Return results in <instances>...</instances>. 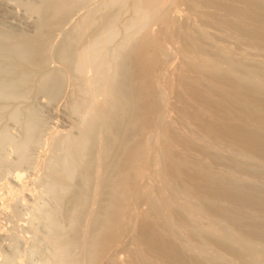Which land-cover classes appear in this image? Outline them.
Masks as SVG:
<instances>
[{
    "label": "bare ground",
    "instance_id": "bare-ground-1",
    "mask_svg": "<svg viewBox=\"0 0 264 264\" xmlns=\"http://www.w3.org/2000/svg\"><path fill=\"white\" fill-rule=\"evenodd\" d=\"M88 1H91V0H40V2L39 1L36 2L35 5L34 4L32 5L31 3H28V5L25 6L27 8V10L30 13L33 12L34 14L40 15V17H41V18L39 17L41 20H38L40 22H38L39 24L37 25V29H35L36 32L31 37L28 34L27 35L29 37L26 36V34L24 35L23 33H22L23 35L20 33V36L16 34L17 35V36L15 35L16 37L12 36L14 33L13 34L9 33L11 35L10 36L9 34H6V32L4 34L2 32V30L0 29L1 30L0 31V98H1V100L0 101H4V99H5V101H6V99H8V100L11 99V100H16V101L18 99L22 100V99H24L26 96H28L30 94L29 93V92H31L30 91V87H31V90H32V88H34L35 85H37V87L40 89V91L43 94L47 91V93H45L46 96L49 93L50 97H52L55 93L58 92V94L54 95V96H57V95L60 94L59 93V89L61 90V86L63 85L64 79L68 78L67 77L68 75L66 76L65 73H63L64 70L66 69L67 70L66 72L71 74V79H72V84H73L72 95H69V99H70L69 103L71 102L70 105H71V107L73 109L72 111L76 112L78 114L76 116H80V118H81L80 119L79 117H76L74 115L76 117L75 118L76 121H77V118H79V121L81 120V123L78 122V121H77L78 122L77 123L75 121V124L76 123L77 124L80 123V126L75 125V124L74 125L76 127L78 126V128L80 129L79 131L84 133V135L86 137V134L88 133V131H87L88 129L91 130V127H94V128L95 127H99V126H97V124L101 123L99 125L103 126L102 127L103 130H99L98 128H96L98 130L95 129L96 131L93 134H91V131L94 130V129H92L90 131V133H89L93 137H96L97 140L99 139L98 140L99 141L98 144L101 143L100 141H102V140L109 139L108 138V134L111 131H113V132H111L110 135H112L113 137L117 133L120 134V131H121V134L119 136H121L120 138H122V141H120V142H122V144L124 145V147H123L124 149L123 150H125V147H126L125 144L127 145V143H128V142L126 143V139H127V141H129V139H128L129 137L126 138V136H128L127 134H128L129 127L132 126V127L136 128L135 124H134L135 118L132 116L134 110H135V112H136L137 108H139V110H140L142 108V106L145 105L144 103L146 101H147V104L148 103L150 104L151 101H152V105L154 104L153 100L150 99V102L148 101L147 97H149L150 95L146 96V94H145L146 89L149 86L151 87L153 85L152 83L160 84L159 86L157 84V86H158L157 87L158 89H156L157 91L159 89L161 90V88L163 86L161 82H158L159 80H156L154 76L152 78V76L150 74H153V73L155 74L156 73L155 70L159 67V65L157 66V64H159V63H157V61H156V59H157L156 53L159 50V48L161 47L162 42H163V44H165L164 41H162L161 36H159V34L161 33V27L159 28L160 25L159 24H158L159 26L155 25V24H154L155 26L153 25V23L155 21H157L158 18H161V15L163 14V13H161V15L159 17V13H160V11H162L161 9L164 8L165 0H102L99 4H97L99 1L96 0L97 1L96 2L97 6L93 4V1H91L94 7L93 6L90 7V10H88V11L84 10L85 14L83 13V14L80 15L82 17L78 19L79 20L78 23H76V21H78V20L77 19L75 20V22H74L76 24L75 27L73 28V30L71 28L72 31L70 30L71 33L67 37H66V35H67V33H66V35L64 36V39H63L64 42L62 41L63 44L61 45V47L59 49L58 61H59L60 65H61V67L63 66L65 68V69L61 68L63 72L59 68H49L46 71L43 70L44 72L41 73L40 70L42 68L45 69V67L47 68L48 67V62H50L49 61V52H50V49H51V44H50L51 41L49 40V38H48L49 36L47 37V35H49L51 32L53 33L54 30L59 29V27H61L60 25H63L62 23H64V21H65L63 19L64 18L66 19V16H69V18H70V14H71L72 10L74 11V9H76L75 11H77V9L80 7V5L85 6L86 4H88ZM206 1L209 2V0H206ZM213 1H215V0H213ZM203 2L205 3V0L204 1L200 0V3H198V7L199 8H201L200 5H203ZM220 2H221V6H217L215 4L216 1H215V3H213V2L212 3H206V4H204L205 5L204 7L202 6L203 8H201L200 11H199V8L197 9V7L196 8L193 7L194 6V4H193L194 1L192 3V5H193L192 7H191V4H189V6L192 8V11H193V9L194 10L197 9L195 11V12L198 13V15H197V17H198V20H197L198 21L197 22L198 25L196 24L197 27L196 26L192 27L193 25H195V23L194 24L192 23L193 25L189 24L190 20L188 18L187 19L189 21L185 20V22L188 25L186 23L183 24L181 21L183 20L182 18L184 16H181L182 18H180V16L178 18L174 16V18H176V19H174V18H173L174 20L172 19L175 22L174 23L175 26H171V30L173 28H175V31L172 30L174 32V34L171 33L172 31L170 32L173 35V37L169 34V38L171 40V37H172L173 41L171 40V42L173 44L175 43V45L178 46L179 49H177V50H180L179 52L181 53V55H180L181 58L177 62H175L176 64H175L174 67H172L173 64L171 66L169 65V67L171 68L170 71H168V73H165V74H167L166 77H165V75L163 76V77L166 78L165 81H164V78L162 77L163 78V82H164L163 84L165 85L164 87H167V85H168L169 88H170V91H171L170 95H171V99H172V102H173V114H174L175 120H174V123H173V126H172L170 132H171V135L173 136V143L175 145H177L178 147L182 148L186 152L193 153L196 156H198V157H200L202 159H205L208 162H214L215 163L216 161H219V162H221L223 164L225 162L226 164H230V166H231V164H233V166H237L238 168H240V164L243 163L242 165L245 164L244 166H247V165L249 166V167L247 166V171L245 170L247 173L249 172V174H250V171L252 169L250 171H248V169L253 167L257 171L258 176L264 178V147H263V150H259L258 151L257 148L260 145L257 144L258 146H257L256 149H255L256 145L253 146L254 145V141L258 140V139L255 140L256 137L258 135L260 136V134L264 135V95H263V93H264V84H262L264 81L262 83H259V82L256 81V79H254L250 75H245V76L241 75L238 72V70L236 68H234V67L228 66L227 64L221 63V62H214L213 60L202 56L198 52V50L195 47V45L193 43H191L188 40V38H187L188 32H192L193 31V32H195L197 38L199 40H201L203 42V44L206 47H208V48L217 47V48H219V50L221 52H224V53L228 52V53H231V54L236 55V56L242 55V56H244L243 59H245V62L247 63V66H249V67L250 66H254V65H255V67L256 66L257 67L258 66H264V0H220ZM32 3H33V1H32ZM94 3H95V1H94ZM185 3L186 4H184V5L188 6L187 1ZM89 4H91V3H89ZM23 5H25V3ZM112 6H113L112 9L116 13H113L112 16H110V13H111V11H110L111 8L110 7H112ZM189 6H188V8L190 9ZM196 6H197V4H196ZM106 7H107V11L109 10L108 8H110V10H109L110 13L107 12V13H109L108 16H106L107 19L104 20L102 18L104 20L103 21V20H101V18H97V17H99L100 15H102L103 13L106 12V9H105ZM115 7H116V10H115ZM80 8H82V6ZM88 8H89V6L87 7V9ZM91 8L93 10H91ZM101 8H104V11H103V9L101 10ZM117 8H119L120 10H117ZM187 9H185V10H187ZM97 10L103 11V13L102 12H97ZM113 10H112V12H113ZM122 10H124V11L130 10L131 14H129V16L131 15V17L121 21L123 19V15L125 16V12L123 11L124 12L123 13ZM248 10H251V11L253 10L252 14H253V12H255V13L253 15L250 14V16L247 17L246 15H247ZM95 12L97 13L96 15H94ZM117 12L119 13V15H120V12H121V15H122L121 19H120V16L117 15L118 14ZM213 12H214V14L215 13H217V14L219 13L218 14L219 15V17H218L219 19L215 18V17L212 18L211 15H213L212 14ZM126 13H129V11L128 12L126 11ZM194 13L192 12V14H194ZM98 14H99V16H98ZM178 14L176 13L175 15L178 16ZM64 15H65V17H64ZM93 15L98 20L96 18H94ZM105 15L106 14H103V16H105ZM186 15H188V14L185 13V17H188ZM209 16H211L210 19H215V21L208 19ZM126 17L127 16H125V18ZM185 17H184V19H185ZM216 19H218L219 22H222V23L221 24L218 23L216 21ZM94 20L99 21V22L97 23ZM231 21L232 22L235 21V24L234 23L232 24ZM229 22L231 23V25H228ZM99 23L101 24L100 26H98ZM158 23H159V21H158ZM93 25L96 26V27H93ZM152 25L156 28V31L159 29L160 32H157V35L159 36V38L161 40H159L158 36L156 37V35H155L156 32H154L155 28H152ZM97 26H98V29L96 31L95 28H97ZM156 26H158V27H156ZM247 26L248 27L250 26V29L248 30V32H245V30H244V32H245L244 33L243 29L245 27H247ZM91 29H95V31L93 30V32H92ZM204 32L205 33H209V36L206 37L207 34L205 35ZM52 33L50 34V38H51ZM124 34H126V35H124ZM119 36L121 38L124 37V39H125V40L123 39L124 43L122 41H119V40H121L119 38ZM45 37H47V38H45ZM155 37H156V39H155ZM45 39H48L49 41L45 40ZM116 40L119 41V43ZM150 40L151 41L152 40H154V41L156 40V41L152 43ZM148 41H150V43ZM114 42H116L117 44L114 43ZM121 42H122V44H121ZM113 44H115V45H113ZM146 44H148V45L152 44V46H150V45L148 46V49H151V51L148 50V49H145L146 51L147 50L150 51L149 54H148V58H151L153 56V53L155 54L153 56V59H155V56H156V59L154 60V64L155 65L153 66V68H155V69H152L149 66L150 64L148 65L147 62H146V65H148L150 67L151 72H153L152 70H154L153 73H151L150 71H149L150 73L148 72L149 76H151V78H152V79H150V80H152V83H151L152 85L149 84L150 81L148 80V78L146 76H145L146 78L144 76H143V78L148 80L149 83H148V81H145V83H144L143 79H142L143 82H141L142 81L141 78L140 79L138 78L139 82L143 83L144 85L145 84L147 85V83H148L147 88L143 89L145 91L144 92L145 95H143V93L141 94L142 91H139V90L137 92H135L136 89H140V88H137L138 87L137 85H136L137 87L135 89H134L135 86L132 88L134 90V92H135V95H134L133 91H131V90H130L131 92L130 91L128 92L129 89H127L126 87H128L129 84L128 85L126 84L127 85L126 87L124 86L125 87L124 92L127 89V92L129 94H131L132 97L134 96L133 98H131V97L129 98V96H130L129 95L128 98H125L127 100L130 99V101H131V103H129L130 105L128 104L130 107L127 106L128 108H130L129 109L130 110L129 115L131 117L129 116L130 119L127 117L128 121H126L124 123L122 120L124 118H126V117L123 116L126 113L123 110H126V109L128 110V108L125 107L126 109L125 108L121 109V107H120L119 110H122L125 113V114L123 113L121 115V117H120L119 114H121V112L118 110V108H117L118 111H116V107H115L117 105V102H115V100L119 97L120 93L118 91L120 89L117 90L118 95L115 94L117 97L115 96L116 98L114 100L112 99L113 97H112L111 91L113 89L116 91V89H118L120 85L121 86L125 85V81L123 80L124 78H121V76L124 77L123 76L124 74H122V73H124L123 71H121V73H120L122 75L119 76L120 75L119 74L118 77H120V81L122 79L124 81V83L122 82V84H120L119 86H117L118 84L116 83L117 74L120 72L119 69L123 68L122 70H124V67H125L124 65L125 64H124L123 61L121 62L120 59H119V62H121V64L120 63L119 64L122 65V63H123L124 64L123 67H121L117 63L118 60H116V64H115L114 63L115 62L114 57H115L116 54H117V56H120L118 54H121L120 53L121 50L124 49L123 51H125L126 49H128L125 52V53H127L126 55L128 57L132 56L130 58H133V56H136L134 58V61L136 60V58H137V60L138 59L140 60L141 58L137 57V54L142 52V51L140 50V52H139V50H138V53H137L136 52L137 50L135 51V49L143 47ZM110 46H113V48L110 49L109 48ZM145 47L147 48V45ZM235 47H238V48L240 47L241 49L237 50V48H236L237 51H235L234 50ZM129 48L132 49V51H133V48H134L133 54H134V52H136L137 54L136 53H135L136 55L128 54L129 51H130ZM163 49H165V50L158 51L159 56L161 55L160 54L161 52L163 53L164 51H168L167 50L168 47L167 48L164 47ZM231 50H234L235 54L232 53ZM150 53H152V54H150ZM167 53H165V54H167ZM123 55H121V56H123ZM117 56H116V59H118V58H122L123 59L125 55L123 57H121V56L117 57ZM141 56H142V54H141ZM162 56H165V55H161V57L159 58L160 59L159 61L162 60L161 58H165L163 60L166 61L167 60L166 57H168V55L166 57H162ZM128 57H127V59H128ZM239 58H241V56ZM112 59H114V61ZM143 59H144V57H142V61L141 60L140 61L138 60V61L140 63H143L144 60H145V59L144 60ZM151 60H152V58H151ZM151 60L149 59L148 61L150 62ZM155 61H156L157 64L155 63ZM128 62H126V63H128ZM136 62L137 61H135V63ZM135 63H133V64L136 66ZM140 63H139V65H140ZM117 64L120 66V68H119V66ZM160 64H162V63H160ZM129 65H131V64H129ZM132 66L133 65H131V67ZM135 66H133L132 70L136 69V71H138V69H137L138 67L139 68H140V66L143 67L142 65L137 66V67H135ZM155 66H157V68ZM127 70L129 71V69H127ZM146 70L148 71L147 68H146ZM146 70H141V72H142L141 75ZM35 71H40V75H39L40 78L37 79L38 80V84H37V81H33L36 84L31 82L32 81L31 77H34V76L36 77L37 76L36 74L33 75L34 74L33 72H35ZM130 71H131V69H130ZM130 71H129V73H130ZM138 72H135V73H138ZM135 73L134 74L131 73V75L133 74V75H137L138 77L139 76L141 77V75H138V74H140V72L138 74H135ZM15 75L17 77H15ZM65 76L67 78H65ZM126 78H127V76H126ZM156 78H157V76H156ZM134 79L135 78H133V79L130 78V80H131L130 81L129 78H128V83H129V81L131 83L134 81L133 84H135V80L136 79L135 80ZM153 80H156V81L153 82ZM31 83L34 86L31 85ZM132 85H131V87H132ZM138 85H140V84H138ZM153 86L151 88H153ZM142 87L144 88L143 85H142ZM159 87H161V88H159ZM38 88H37V90H38ZM154 89H155V87H154ZM154 89H153L152 92H151V89H150V91H149L150 93L147 92V95L151 94L153 92L155 93L156 90H154ZM140 90H142V88ZM166 90H167V88H166ZM120 92L123 93V91H121V90H120ZM159 92H161V91H159ZM164 92H165V90H164ZM161 93H159V94L161 95ZM155 94H156V96H155ZM155 94L154 95L152 94V95L157 97V93H155ZM167 94H169V92ZM257 94L262 96V97H260V99L258 97L255 98V96ZM124 95L127 96L125 93H124ZM152 95H151V97H152ZM142 96H143V100H142ZM120 97H121V95H120ZM139 98H140V102L138 101ZM158 98H159V101H158ZM158 98H156L157 100L155 99L156 102H160L159 104H161V101H162V104L165 103V102H163V98H161V100H160V96H158ZM118 99H120V98H118ZM122 99H123V95L121 97V100H119L120 103H121V101H123ZM141 100H142V103H143L142 106H141ZM116 101H118V100H116ZM137 101H138L137 105L141 106V108L136 106ZM156 102H155L154 105H157ZM16 105L20 106L19 103L16 104ZM126 105L127 104H125V106ZM18 106H15V108L16 107L18 108ZM162 106H160V107H162ZM68 107L70 109L69 104H68ZM160 107H158L155 110V106H154V108H153L154 110L153 109L149 110V107L147 106L146 110L148 109L147 110L148 114H146V113L145 114H146V116L148 115L147 117H149V119L147 120V117L145 116L146 124H147V121H149V120L151 121V119H152L151 117L153 116V113L151 111H153V112L157 111V110L161 111L162 109ZM150 108H152V107H150ZM18 109H20V111ZM18 109H16V110L14 109L15 110L14 112H12L13 110L11 111L12 112V114H11L12 117L11 118H13L14 120H18L21 117L20 116L21 110L23 112V108L21 109V107H20ZM143 109H144V107L141 109V111H143ZM34 110H35V108H34ZM113 110H114V113H115V111L118 113V114L115 113V115H116L115 117L118 118V119L120 118V121L118 120L119 121V125L121 124V122L126 124L124 127H123V125H124L123 124L122 125L123 128H121V125L119 126L118 122H117V127L119 126L120 128L119 127L118 128L121 129L118 132H117V130H119V129L116 130L114 127H113V130L111 129V131L108 132L109 129L111 128L109 122L113 121V119H111V118H113V115L112 116L110 115V114H113ZM26 111H28V112H26ZM26 111H24V114L28 115L26 117H27V120L29 119L30 122L28 121L29 123L28 122H27L28 124L26 123L28 126H27V128H25V129H27L25 134H24L25 135V137H24L25 139L23 138L24 140H22V142L18 141V143H16L17 145H15L14 141H12L13 136L10 134L12 136V139H11L10 136L8 135L9 132L7 133V131H6L7 129L3 128V129H6V130L1 129L2 132L0 131V148L3 145L4 146L5 145L8 146V144L11 143L12 145L14 144V147H17V150H16L17 152H18V149H19L20 152H23L25 154L26 148L28 150L27 146L29 145V143L31 142V144H33L32 142H35L34 140H35L36 137H35L34 134H36L37 131L40 132L41 129H43L41 126H44V125H43L42 121H40V122H42L41 123L42 125L41 126L39 125V123H40L39 119L37 117H36V119H38V121L35 119V112L33 110H26ZM128 111H127V116H128ZM141 111L139 112L140 114H141ZM159 111H157V113L154 112V114L158 116L159 113H160ZM170 111L172 112V110L169 109V114L168 115H170V117H171L172 114H171ZM109 115H110L111 118H109ZM117 115L119 117H117ZM149 115L150 116L152 115V116L150 117ZM154 116H153V120L156 121L157 119H154L155 118ZM121 118H122V120H121ZM33 119H35V120H33ZM125 120H127V119H125ZM116 121H117V119H116ZM116 121H115V123H116ZM138 122L140 123V121H138ZM142 123H144V121ZM148 123H150V122H148ZM115 125H112V126H115ZM150 126L152 127V124ZM40 127H41V129L36 130L37 128H40ZM78 128H77V130H78ZM149 129H150V127H148V130ZM114 130H116L117 133H115ZM79 131H77V132H79ZM83 131H85V132H83ZM141 132L144 133V131H141ZM145 132L147 133V131H145ZM82 133H80V135ZM148 133H149V131H148ZM57 134L58 133H56L55 135H57ZM65 134H64V137H63V135L61 136L62 137L61 139H58L57 136L53 135V137H55V139L52 140L51 145H50L51 146L50 155L54 159V157L56 156L55 154L59 155L61 153L60 150L62 149V150H64L63 152L65 154L61 153L60 155H62V154L65 155V158L64 159L59 158V157L57 158V156H56L58 161H60L61 159L63 160L62 163L60 162L61 164H57L59 162H56L55 159L54 160L51 159L52 158L51 157L50 159L52 161V164H54V162H56L55 164H57V166L59 165L58 168L61 167V169H60L61 171L58 170V168L56 167L55 164L54 165L51 164L52 165V166L50 165L51 167L49 166L50 170H51V168H53L55 166V168H56V169L54 168L55 171L58 170L60 173H63L64 175L63 174H61V175H63L64 178L65 177L67 179L70 178V177L74 178V176H75L76 179L78 180V183H79V180H80L79 178H82V177H78L77 178V176H80V174L83 173L86 169L79 168V166H77V162H80L78 165H83L81 163H84L85 165H83L81 167H85V166L87 167L88 166V168H90V169L87 168V170H90V171H91V168L95 167V170L92 169L94 171L93 173H95V176H94V174L91 173L92 171L91 172L88 171V174H89L88 176H93L95 178V184L94 183L91 184V185H94V191L93 190L91 191L90 190V186H89V187H87L89 189H85V191H83V192H86V191L90 190L91 193L89 191L88 192L91 195H93L92 193L94 192L95 196L93 195L94 198L92 196V199L94 201H95V199L98 200L97 198L100 195L99 192H100L101 188L106 186L105 183L103 185V177H104L103 174L106 173V176L108 174L107 173L108 171L105 170L106 166H107V170H109V172L111 174V168H110V166L108 167V165H107L108 163L106 162L107 158L110 160L112 154H115V156H117V159H118L119 154H121V153L123 154V152H124V154H126L127 152L125 153V151H123V150H121L123 152L119 151L120 147H117L118 146L117 144L120 145V142L116 143V141L118 142V140L114 141V143H116L115 145L112 142L111 143L116 149L119 148L117 150V151H119V154L116 153V152H113V153L110 152L111 150L115 151V148L111 145L109 140H108L109 142L108 143L106 142V144L104 143L105 142L104 141L103 142L104 144L102 143L103 145L102 144L100 145L101 147L97 144V142L95 144H93L95 142L94 140L96 138L91 140L92 142L94 141L93 143H90V141L88 139L91 138V137H89L91 135L88 134L87 136L89 138L86 137V140L90 143L89 145L92 147V152H91L92 155H93V151H94L95 148H96V150H98L97 148H99V150H98V153H97V151L94 152V155L95 154L97 155L96 159L93 158L94 163L91 161L92 159L89 160L91 162H86L87 160L81 162V160H84L83 157L81 158V156L84 154V152H86L88 154V150H89L88 149L89 147L87 148V146H89V145H87L88 142L86 140H83V137H84L83 134H82L83 137L80 136V138H82V139H80L79 137H78L79 139H76L77 137L74 136V139L79 140V141L81 140L80 142H78V141H76V140H74L72 138L73 137L72 133L68 132V134L67 133H65ZM69 134H72L71 135L72 137ZM150 135L151 134H149V136ZM106 136H107V138H105ZM119 136L116 135V139L117 138L119 139ZM146 136H147V134H146ZM33 137H35V138H33ZM59 137H60V135H59ZM260 138H261V136H260ZM112 139H114V138H112ZM112 139H110V140L113 141ZM124 139H125V143H123ZM136 139H138V137L135 138V140ZM148 139H149V137H148ZM261 140H262V138H261ZM72 141L77 142V145H75L74 142L72 143ZM15 142H17V141H15ZM137 142H136L137 148L135 146V148L137 150L135 149L136 151L134 153H130L132 151V150H130L129 154L130 155L133 154L132 155V159L133 158L137 159L138 157L141 156L140 158H138V161H139L144 156H143V154L141 152V150H142L141 147H139V149H138V146H143V150L147 151L146 150L147 142L143 141V142H146V144L142 143L144 145H141V144L138 145ZM6 143H8V144H6ZM256 143H259V142H256ZM91 144L93 146H95L97 144L99 147L96 145L97 147L95 146V148L93 149V146ZM122 144H121V146H122ZM72 145H74L75 147L73 146V148H71ZM218 145H222L220 147V149L217 148ZM11 147H13V146H11ZM14 147H13V149H14ZM113 148H114V150H113ZM155 148H156V146H155ZM155 148L152 150V152L155 150ZM259 149H260V147H259ZM128 150L129 149H127L126 151H128ZM58 151H60V152L58 153ZM155 151H157V150H155ZM155 151L153 152V154H155ZM109 152L112 153V154H110L111 156L107 155V153H109ZM0 153H1L0 155H2L1 149H0ZM23 153H22V155H23ZM26 153H28V151ZM151 153H150V155H151L150 157L152 159L149 157L150 159L148 160V163H150V162L151 163L149 164V167L147 168V170L149 171L150 167H152V169H150V172L152 170H154V169L155 170L159 169L158 168L159 165H157L158 163L155 162V158L157 160H158V158H157V156L154 157L155 155L153 156ZM124 154L121 155V157L124 156L123 158L125 159V155ZM139 154H142V155L139 156ZM18 155H19V153H18ZM20 155H21V153H20ZM105 155H107L106 158H105ZM127 155H126V157H127ZM130 155H128V156L130 157ZM156 155H157V152H156ZM49 156H47V157H49ZM160 156L161 157L159 159H161L163 157L162 154ZM3 157H4V151H3L2 159L3 160H4V158L8 159L7 155L4 158ZM19 157H17L18 160H19ZM26 157H27V154H26ZM121 157H119L120 160H121ZM145 157H144V159H145ZM158 157H159V155H158ZM46 158H45V160H43V165H44V162L47 159H49V158H47V159ZM76 159H78L79 161L77 160V162H75L76 163L75 164L74 161ZM127 159L123 160V162L124 161H126V162L129 161L128 162L129 164L131 162V164L129 166H131V168H133L134 165H132V161L133 160L131 159V157H130L131 161L129 159L128 160ZM146 159H148V158H146ZM146 159H145V161H146ZM142 160H143V158H142ZM153 160H154V162L156 163L157 166L155 164H152ZM51 161H49V162H51ZM115 161L116 160L114 159V162ZM3 162H1V163H3ZM46 162H47L48 165L50 164L48 162V160ZM140 162L141 161H139L137 164H140ZM161 162H162V160H161ZM86 163H91V164L87 165ZM117 163L119 164V162H117ZM9 164H10V162H9ZM9 164H8V166H9ZM47 164H45V165H47ZM93 164H96V165L93 166ZM115 164H116V162H115ZM115 164H113L114 167L120 166V164L119 165L116 164L117 166H115ZM122 164H121L122 168L120 169L121 171H123L122 170L123 167H126V166H123L125 163L123 165ZM144 164H146V163H144ZM151 164L153 166H151ZM3 165H4V163H3ZM113 165H111V166L113 167ZM164 165H166V164H164ZM8 166L6 167L7 170H8ZM89 166H91V167H89ZM129 166L127 165V167H129ZM161 166H163V165L161 164ZM161 166H159V167H160V169L162 171ZM227 166H229V165H227ZM1 167H3V166H1ZM47 167L48 166H46V168H44V169H46V171H47ZM76 167H78L79 170L82 169L84 171L81 172L82 171L81 170L80 171L81 173L79 172L80 174H78V172H77L78 175L76 173H75V175H73L74 172H76ZM120 167H118V168H120ZM153 167H154V169H153ZM168 167H169V170L171 171L170 173H172V175H173V178H174L173 180L175 181V183L177 184V186H178V188L180 190L179 192L183 195V199L185 200L184 202L185 203L187 202V203H189V205H191V206L193 205L194 207H196V209L198 210L197 212L201 213L200 216L203 215L204 218H203L202 221L204 222V224L206 226L204 227V225H203V228L201 227V229L205 228V231H206V228L207 229L208 228H214L217 231V228H219V229L220 228H222V229L225 228L224 230L227 233H230V237L231 238H232L231 233H233L236 236L235 233L239 234V232H240V233H242L243 238L247 242H250L257 251H259L260 253L264 254V207L261 205L262 201H264V197L262 195H260V194H250L249 192L248 193H246V192L243 193L242 191H239L241 189L239 187H237V191H235L236 187L232 188L233 186H232L231 182H230V184H231L232 187L230 185L221 186V185L213 184L210 181L205 180L204 178L190 176L186 171H184L182 169H177L176 167H174L173 164H171V162H170ZM140 168L143 169L142 167H137L135 169L141 175L143 171L141 172ZM164 168H165V166H164ZM229 168H232V167H229ZM234 168L235 167H233L232 169H234ZM165 169H167V168H165ZM243 169H245V167ZM7 170H4V172L5 171L7 172ZM9 170H10V168H9ZM125 170H127V169H125ZM155 170L153 172H154V174L157 175V172ZM169 170H168V172H169ZM255 170H253L254 172H252V174L255 173ZM0 171L3 173V169L2 170L0 169ZM51 171H53V169ZM51 171L48 172V173H51ZM58 171H56V173H58ZM121 171H120V174L122 176ZM163 171H164V169H163ZM89 172L92 175H90ZM53 173H54V171L51 174H53ZM123 173L125 174L126 172L123 171ZM143 173H145V172H143ZM146 173L148 174L147 171H146ZM170 173H169V176H170ZM228 173H229V171H228ZM233 173H234V171H233ZM86 174H87V171H86ZM86 174H82L81 176H83V177L86 176L87 177ZM134 174H136V172H134ZM139 174L137 173V175H135V176H139ZM147 174L145 176V178H147V179H148V177L150 178V176L153 175L152 173H150V174H148L150 176H147ZM165 174H166V172H165ZM243 174H245L244 171H243ZM163 176H165V175H163ZM163 176H162V178H163ZM110 177L111 176H109V178ZM156 177L152 176V179L156 178ZM44 178H46V176ZM51 178L55 179L57 177L54 178L52 176ZM73 178H71V179H73ZM109 178H107V181L111 180V178L110 179ZM127 178L128 177H126V180H128ZM74 179L71 180V181L73 182ZM83 179L80 180V182H81L80 184H82V183L84 184V180ZM147 179H145L143 185L139 189V193H137L138 195L136 197L137 198L139 197L138 199H140V196H143V193H145L146 191L149 192V188H147V186L150 185L151 183L148 184ZM163 179L165 180L166 178H163ZM43 180H45V179H43ZM49 180L51 182L52 179L49 178ZM85 180L87 182L86 185L87 184L89 185L90 182L88 183V181H90V180H88L86 178H85ZM148 180L150 181V179H148ZM223 180H225V179H223ZM54 181H56V184H60L59 180H58L59 183H57L58 182L57 179H55ZM54 181H53V183L55 184ZM63 181L65 182V179ZM68 181L70 182V179H68ZM151 181H153V180H151ZM64 182L61 183V185H63ZM145 182H147V183H145ZM153 182H155V180ZM225 182H227V181H225ZM66 183H68V182L66 181ZM74 183H76V182H73V184ZM172 183H173V181H172ZM220 183H222V182L220 181ZM223 183H224V181H223ZM228 183H226V184H228ZM54 184H52V185H54ZM112 184L113 183L111 181V185ZM52 185L49 186V188L52 189V193H57V195H59L60 193L64 192L63 189H59L61 185L60 186L58 185L59 187H57V185L53 186V187H55V188L57 187L59 189V190H57V192H54L55 188L53 189ZM126 185H128V183ZM126 185L124 186V184H123L122 186H124V187L123 188L121 186L120 187L124 190L126 188ZM171 185H170V187H171ZM44 186L47 187L46 185H43V187ZM67 186L71 187L72 185L71 186L67 185ZM78 186H80V185L78 184L76 187H78ZM107 186L109 187L108 184H107ZM76 187L75 188L73 187L74 189L69 190L70 191L69 193L70 194H73L75 192L78 193L80 191H78V190L76 191L75 189L83 188V186H81L80 188H76ZM85 187L86 186L84 185V188ZM91 187H93V186H91ZM106 187H105V189H106ZM150 187H152V186H150ZM49 188H48V190H49ZM61 188H63V187H61ZM115 188H118V190H119V187H115ZM153 188H154V186L151 189H153ZM65 189H67V187H65ZM91 189H93V188H91ZM146 189H148V190H146ZM46 190L47 189H45V191ZM67 190H65L64 193L66 194V196H69L70 194L68 195V193H66ZM73 190H75V192ZM144 190H145V192H143ZM71 192H73V193H71ZM81 192L78 193V194L80 195ZM88 192L85 193V194H88ZM103 192H104V190H103ZM152 192H154V190H152ZM120 193H122V194H120ZM120 193L117 192L118 195L119 194L122 195V196L119 195V197H121V199H122L124 197L123 195H125L124 191H120ZM150 193H151V191L149 192V194ZM172 193H173V190H172ZM180 193H179V195H180ZM62 194H60L59 196H61ZM151 194H154V193H151ZM101 195H100V197H101ZM146 195H147V192H146ZM176 195H177V192H176ZM63 196H61V197H63ZM83 196L84 195L81 194V200L83 199L82 198ZM85 196H87V195H85ZM96 196H98V197H96ZM79 197L77 198L76 197V193H75V198H77L78 201H79V204H81L84 200H82V202L80 203V200H79L80 198ZM112 197L113 196H110V198H112ZM125 197L128 198L127 196H125ZM148 197H147V199H148ZM85 198L86 197H84V199ZM150 198L152 199V196ZM156 198L153 195V199L152 200H155L154 202H156ZM175 198H177V197L175 196ZM113 199H115V198L113 197L111 199L112 202H114V203L117 202L116 200H113ZM147 199L143 198L142 201H144V200L147 201ZM93 200H92V204H93ZM149 200L150 199H148V201L146 202L145 205L140 201L141 202L140 203L141 207L144 206L145 207L144 209H146V206H148L150 203L152 204V202H151L152 200H150V201ZM157 200H158V198H157ZM177 200L178 199H176V201ZM119 201H121V200H118V202ZM176 201H175V203H177ZM180 201H182V200H180ZM86 202H87V200H86ZM112 202H109L110 203V204H108L109 207H110L111 204L112 205L114 204ZM148 202H150V203L147 205ZM178 202H179V200H178ZM120 203H121L120 206L117 205L118 203L116 204V206H119V208L115 207V205H114V207H115L114 209L112 208V206L110 208L113 209V211L115 209H119L120 211L123 212V210L121 209L123 203H122V201ZM157 203H154V204H157ZM151 204L147 207V211L151 207ZM154 204H152V205H154ZM176 205L180 206L179 204H176ZM80 206H82V205H78V207L81 209ZM84 206H87V205H84ZM159 206H157V207L159 208ZM175 206H174V208H176ZM185 206H186V204H185ZM88 207L89 208H86V209L89 210L91 206H88ZM106 207L107 206H105L103 208H105L107 210V208H109V207H107V208ZM153 207H155V206H153ZM184 207H182V208H184ZM93 208L94 207H92L90 209V212L87 210L89 212L88 215H90L88 217L89 219H87V221L88 220L90 221V219L92 220V218H94L93 217L94 214H95V218H96V213L95 212L94 213L91 212V210ZM191 208H193V207H191ZM82 209L84 210V208H82ZM152 209L153 208L149 209L148 213H150V211H152ZM161 209H163V208L161 207ZM196 209L192 210L193 211V218H195L194 217V213L196 212L195 211ZM39 210H41V209H39ZM106 210H105V212H106ZM109 211H111V210H109ZM109 211H107V213ZM115 211H116L115 213H118L117 210H115ZM161 211L162 210L159 209V211H157V213L161 212ZM177 211H178L179 217H178V214H176V213L175 214L178 217V219L180 218L179 223H180V221H182V224L184 222L185 223L184 227H185L186 224H189L193 228L196 227L195 225H193V222H192L193 218L191 220L189 217H187V214L184 215L185 213H182V211L185 212V210H181V208H180V210H177ZM105 212H103V213L105 214ZM122 212H119L118 215L115 214V215H117V218L115 219L114 222H112L111 224H110V222H107V224H106V225L110 224L111 225V229H112V227H114V229H113L114 233H111V235L113 234L112 238L111 239L109 237H108L109 239L108 238H106V239L103 238L104 241L106 242V243L105 242L104 243L107 244V245L113 244V242L115 240H117V239H120V238L122 239V235L125 232V228L127 226V222L131 221V219L129 217H128V220L126 219L127 218L126 217L125 219L127 221H125V219L122 216L123 215ZM152 212H156V211H152ZM186 212H187V209H186ZM161 213H159V217H160ZM227 213L228 214L230 213L231 215L229 216ZM102 214L100 216L101 218H103ZM144 214H145V211H144ZM163 214H161V215L163 216ZM165 215H166V213H165ZM196 215H199V214H196ZM225 215L229 216L230 218H228V217H227L228 219L225 218L226 220H228V222H226L227 223L226 225H223V223L221 221V217H223ZM104 216H107L106 219H108V217H109L108 215H104ZM144 216L148 217V218H149V216H154V218H155L156 214L155 215L153 213L149 214V215L145 214ZM97 217H98V214H97ZM156 217L159 218L158 216H156ZM164 217L162 219L166 220V219H164ZM190 217H191V215H190ZM95 218H94V223H93V221L90 222V223H89V221L85 222L86 221V219H85L84 224L88 223V225L90 226L91 223H93L94 225H96V229H97V224H99L100 221H102V220L104 222V218L100 219V221L98 219L99 222L98 221L96 222ZM149 219H148V221H149ZM144 221H147V220L144 219ZM150 221H151V219H150ZM156 221L157 220H155L154 223ZM75 222L78 223V221H75ZM75 222H73V224H71L72 223V221H71L70 225L71 226L75 225L74 224ZM103 222H101V223H103ZM141 222H142L141 224L143 225V221H141ZM161 222L159 221V223L163 224V225L159 224L160 227L161 226H164V227L167 226L166 225L167 221H165L166 224L164 223V221L162 223ZM95 223H97V224H95ZM152 223L153 222H150L148 224L149 228L147 229L148 230L147 233L149 232V229H151L152 227L153 228L156 227V228H155V230L152 229V232L150 231L151 233H154L153 231H157L158 229H159L158 231H160V232L162 231L163 232V228L164 227H162V229L161 228L157 229V227H159V226L156 225V226H152L151 227L150 224H152ZM195 223H197V221ZM198 223H200V222H198ZM201 223H200V225H201ZM94 225H91V227H93ZM102 225H103V228H105L104 229V233H106V231L108 229H107V227H104L105 226L104 223ZM145 225H146V223H145ZM153 225H155V224H153ZM249 225H253L254 228H255V225L256 226L259 225L258 232L254 233L253 232L254 230L252 231L250 229ZM76 226H77V224L75 226H72V227H74L76 229H79L78 228L79 226L78 227H76ZM223 226H224V228H223ZM143 227L144 226H142L141 228H143ZM80 228L82 229L83 226L80 227ZM94 228L95 227H93V229H92L93 231L95 230ZM103 228L102 227L100 228V230L102 229L101 230L102 232L99 231V228H98V233H100V232L103 233ZM144 228L140 229V231H143ZM198 228H199V225H198ZM126 229H127V231H126V233H127L129 229L128 228H126ZM166 229L168 230L169 228L167 227ZM170 229H172V228H170ZM188 229H190V227ZM241 229H243V231ZM244 229H245V232H244ZM164 230H165V228H164ZM192 230L193 229H191V231ZM200 230H199V232H201ZM83 231L84 232H81V234L84 233V240H83V245L81 244V246H83L82 251L84 253V250L86 249V247H88V248L91 247V249H94V247H96V246L98 247L99 246V241H97L98 245H94L95 243H93L96 240L92 241V243H90L89 241L87 242L85 240V236H87L86 232H89V231H87V226H86V229H84ZM93 231H91V232L93 233ZM145 231H144V233H145ZM95 232H96V230H95ZM162 232H161L162 236H160V233L156 232V233L159 234V236H157V239H159V237H162L161 239H163V241L161 239H159V241L160 240L161 241L158 242V243H156L157 242L156 238H154V240L156 239L155 241L153 240V238L151 237L152 236L151 234L145 233V235L147 234V236L151 235L149 237L150 239H148L150 241H148V242L149 243L151 242V238H152V241H154V242H151L152 243L150 245L151 248L148 247V249L150 248L151 251L148 250V249H141V250L142 251L143 250H148V253L149 252L154 253L152 255L150 253L148 254L147 251H146V253L148 255H150V256L151 255L152 256L155 255L156 258L160 259V261L163 264H207L208 263V261H207V263H205V262L202 263L201 261H198V262H201V263H197L198 259L196 260V262L191 260L190 257H188V255H187V251L188 250L186 251L185 249L188 246L190 247L192 245H188L187 244V247H185V249L182 250V249H180L179 245H177V243L179 242L178 239H176L178 242H175V239H174V241H171L170 240V239H172L171 234L167 233L171 237L170 239H167V235L165 234V232L163 234H162ZM166 232H168V231H166ZM179 232H177V233H179ZM188 232H190V231L188 230ZM193 232H194L193 235H192L191 232L190 233H191L192 237L193 236L195 237V238L193 237L195 239V242L197 240L199 241V243L197 242L198 243L197 247L201 243L204 247H206V249L205 248L204 249L207 252H208V249L214 250V251L219 253V255H217L218 257L221 255L220 256L221 258H222V255L229 256V257H231V256L232 257L233 256H239V257L243 256V253L240 252L239 248L238 249L229 248L225 243H223L224 241L223 242H221V241L220 242H216V241H212V240L207 239V238H202L201 236H199L198 230L194 229ZM98 233H96V234L98 235ZM177 233L173 232V235L177 234ZM139 234H140V232L138 233V235ZM164 234H165L167 240H165V236L163 237ZM205 234L207 235V232ZM224 234H226V233H224ZM142 235L140 236V238L142 237V240H139V237H137V236L136 237L138 238L137 241L139 240V241H141L143 243L144 242L143 240L147 236L143 239V237L145 235H143V236ZM180 235H181V233H179V238H180ZM191 235H189V236H191ZM208 235H210V234H208ZM176 236L178 237V235H176ZM226 236H227V234H226ZM88 237H90V236H88ZM228 237L229 236H227L226 238H228ZM237 237H238V235H237ZM82 238L83 237H81V240H82ZM97 238H98V240H101V236L97 237ZM173 238H174V236H173ZM233 238H234V236H233ZM93 239H94V237H93ZM146 240H147V238L145 239V243H143V244L140 243L141 246L142 245L144 246L143 248H145L146 244L148 243ZM215 240H217V239H215ZM107 241H109V242H107ZM81 243H82V241H81ZM87 243H88L89 246L87 245ZM149 243L147 244V246L149 245ZM192 243H194V242H192ZM243 243L245 244V241ZM243 243L241 242V244H243ZM67 244H68V241H67ZM70 244L71 243L69 242V247L71 246ZM132 244H131V247H132ZM135 244H137V242ZM184 244L186 245V241L184 242ZM56 245L58 246V248L59 247L60 248L64 247L63 245L61 247L60 246L61 244L58 245V244L55 243V246ZM107 245H106V247H107ZM125 245L126 246H130L129 243H127ZM137 245H139V244H137ZM147 246H146V248H147ZM194 246L192 247L193 249H194ZM239 246H241V245H239ZM243 246L246 248L245 245H243ZM56 247L54 249H56ZM233 247H236V246H233ZM182 248H183V246H182ZM248 248H250L252 250V247L249 246ZM69 249L71 250L72 247L69 248ZM134 249H132V250H134ZM250 249H249V251H251ZM126 250L124 251L125 253H127ZM138 250H140V249H138ZM256 250H255V252H257ZM63 251L64 250L61 249V251H59V252H62V254H63ZM203 251H201V252H203ZM253 251H254V249H253ZM70 252L68 253V256L71 255ZM87 252L84 255H87L88 254ZM189 252H191V251H189ZM189 252H188V254H189ZM89 253H90V255L88 254V256L90 257L91 256V252H89ZM97 253H98V249H97ZM205 253H201V254H205ZM193 254H195V253H193ZM206 254H208V253H206ZM244 254L247 255V252H245ZM81 255H82V252H81ZM94 255H95V257L97 256L96 254H94ZM120 255L123 258L125 257L123 252ZM127 255H128V253H127ZM131 255H133V253H131ZM198 255H200V254H198ZM250 255H251L250 258L247 257L248 260L252 259L253 255H252L251 252H250ZM260 255H261V257L264 258V255H262V254H260ZM50 256H52V253L50 254ZM53 256H55L54 251H53ZM88 256H87V261H88V258H89ZM64 257L65 256H62L61 258H64ZM95 257L92 256V258H95ZM134 257L136 258V256H134ZM214 257H216V255ZM243 257H242V259H243ZM55 258H58V256H56ZM61 258H59V259L62 261V264H64L65 260H62ZM70 258L73 259L75 257H70ZM92 258H91V260H92ZM113 258L116 260V258L118 259L120 257H119V255H117L116 257H113ZM130 258H129V260H130ZM46 259L48 260L49 257L46 258ZM207 259L209 260V258H207ZM244 259L247 260L246 257H244ZM70 260L71 259H69V262L71 264H73V262H71ZM203 260H205V259H203ZM44 261H45L44 263L49 262V261H46V260H44ZM160 261L158 260V262H160ZM55 262H57V260H55ZM55 262H53V263H55ZM156 262H157V260H156ZM214 262L215 261H213V263ZM58 263L59 262H57V264ZM85 263L83 262V264H85ZM131 263H133V264H141L138 259H136L135 261H133V259H132ZM162 263H159V264H162ZM46 264H50V263H46ZM79 264H82V261H80Z\"/></svg>",
    "mask_w": 264,
    "mask_h": 264
},
{
    "label": "rangeland",
    "instance_id": "rangeland-1",
    "mask_svg": "<svg viewBox=\"0 0 264 264\" xmlns=\"http://www.w3.org/2000/svg\"><path fill=\"white\" fill-rule=\"evenodd\" d=\"M32 1H33V3H32ZM35 1V2H34ZM40 2V0H0V29L2 30V32L5 34V32H6V34H9V33H11V34H13L12 36H15L16 34L17 35H19L20 36V33L22 34H26V36H33L34 34H35V29H37V25L39 24L38 22H40V21H38V20H41L40 18V15H37V14H34L33 12L32 13H30L28 10H27V8L25 7L26 5H28V3H31L32 5L34 4H36V2ZM91 1H93V4L94 5H96V2L97 1H99L97 4H99L102 0H91ZM91 1H88V4H86L85 6H83V5H80V7L82 6V8H78L77 9V11H75L76 9H74V11L72 10V12H71V14H70V18H69V16H66V19L64 18L63 20H65L64 21V23H62L63 25H60L61 27H59V29H56V30H54L53 31V33H52V35H51V38H50V34L49 35H47V37L49 38V40L51 41L50 42V44H51V49H50V52H49V61L50 62H48V67L46 68L45 67V69L44 68H42L40 71H41V73L42 72H44V71H46V70H48L49 68H59L61 71H62V69H65L63 66L61 67V65H60V63H59V61H58V53H59V49H60V47H61V45L63 44V39H64V36L66 35V33H67V35H66V37L71 33V31L73 30V28L75 27V20L77 19H79V18H81L82 16H80L81 14H83L84 13V10H90V7H92L93 6V4H92V2ZM94 1H95V3H94ZM169 1V2H168ZM187 1V4H188V6H189V4H191V7L193 6L192 5V3H193V1H194V6L193 7H197V9L199 8L198 7V3H200V0H165V2H164V8L163 9H161L162 11H160V13H159V17H160V15H161V13H163L162 15H161V18H158V20L157 21H155L154 23H153V25L155 24V25H158L159 26V28L161 27V35L159 34V36H161V39H162V41H164V43L166 44H163V42H162V44H161V47L159 48V50L158 51H163V50H165V49H163L164 47L165 48H167L168 47V51H164L165 53H167V54H165L164 52V54L161 52L160 54L161 55H165V56H162V57H166L167 55H168V57H166L167 58V60L165 61V60H163V59H165V58H161L162 60L161 61H159L160 59V57H161V55L159 56V53H158V51H157V53H156V55H157V59H156V56H155V59H156V61H157V63H159V64H157L156 63V61H155V63L157 64V66L159 65V67L157 68V66H155L157 69L155 70L156 71V75L153 73L154 72V70H152L153 72H151V70H150V67L152 68V69H155V68H153V66L155 65L154 64V60L155 59H153V56L155 55L154 53H153V56L151 57L152 58V60H151V58H148V54H149V52L151 51V49H148V46L150 45H148V44H146L147 45V48L145 47V46H143V47H140V48H137V49H135V51L138 53V50H139V52H140V50L142 51V52H140V53H136V52H134V54H133V51H134V48H133V51H132V49H130V51H129V53L128 54H131V55H136L137 54V57H140L141 59V61H142V57H144V62L143 63H140L138 60H137V58H136V60L135 61H137L136 63H135V61H134V58L136 57V56H133V58H130V57H132V56H130V57H128L126 54L127 53H125L128 49H126L125 51H123V50H121V54H118V55H123L124 53V58L122 59V58H118V59H116V56H117V54L115 55V57H114V59H115V64H116V60H118L117 61V63L119 64H121V62L123 61L124 62V64L122 63V65H120L121 67H123V65L125 66L124 67V70H122L123 68H121V69H119V73L117 74V80H116V83L118 84L117 86H119L120 84H122V82L124 83V81H125V85H120L119 86V88L118 89H116V91L113 89L112 91H111V94H112V99L114 100L117 96L116 95H118V92L120 93L119 94V97L118 98H120V99H116V100H118V101H116L115 100V102H117V105L115 106L116 107V111H118L119 109H120V107H121V109H123V108H128V107H130L129 105V103H131V101H130V99H125V98H128V96H129V98L131 97V98H133L132 96H131V94H129L128 92L131 90V91H133V93H134V95H135V92H137L138 90L139 91H142L141 92V94L143 93V95H145L146 94V96H149V97H147L148 98V101L150 102V99L151 100H153V103L155 104V102H156V98H158V96H160V100H161V98H163V102H165V103H163L162 104V101H161V104L163 105H161V104H159L160 102H156V104L157 105H152V101L150 102V104L148 105L147 104V101L144 103L145 105H143V103H142V100H143V96H142V100H141V106H142V108L144 107V109H143V111H141V106H138L137 104H138V101L140 102V98H139V100L137 101V103H136V106L137 107H140L141 109L139 110V108H137V110H136V112H135V110H134V112H133V117L135 118V120H134V124H135V127L137 128H134V127H132V126H130L129 127V130H128V136H126V138H128L129 139V141H127V139H126V143H127V145L125 144V146L127 147H125V150H123L124 148V145L122 144V142H120V141H122V138H120L121 136H119L120 134H121V129H119L120 127V125H121V128H123L126 124H124L126 121H128V118H129V112H130V108H128V110L126 109V110H119L120 112H121V114H119V116L121 117V115L124 113L125 115H123L124 117H126V118H124L123 116V120H122V118H121V120L124 122V123H122L121 122V124L119 125V121H120V118L118 119V118H116L115 116V113L116 114H118L116 111H115V113H114V110H113V114H110L111 116L113 115V118H111L110 117V115H109V118H111V119H113V121L112 122H109V124H110V129H109V131L108 132H110L111 131V129L113 130V127L117 130V129H119V130H117V132L118 131H120V134H118L117 132H116V130H114L115 131V133H117V134H113L114 135V137L112 136V135H110L111 134V132H113V131H111L109 134H108V138L109 139H105V140H102V141H100L101 143H99L98 144V140H97V138L96 137H93L91 134H93L96 130H103L102 129V127L103 126H101V125H99V124H101V123H98L97 124V126H99V127H91V130L92 129H94V130H87L88 131V133L86 134V137H88L87 135L90 133V131H91V134H89V135H91V136H89V137H91L90 139H88L89 141H90V143H93L94 141V143L93 144H95L96 142H97V144L100 146L104 141V143L106 144V142L108 143L109 141H110V143L112 142L114 145L116 144V143H119L120 142V145L119 144H117L118 146L117 147H120V149L119 148H115L113 145H112V143H111V145L115 148V151H110V152H116V153H118L119 154V151L120 152H123V151H125V153L126 154H124V152H123V154L125 155V159H127L129 156L128 155H130L129 154V151L130 150H132L130 153H134L137 149V145H136V142L138 143V145H144V144H146V142H147V144H146V146H147V148H146V150L147 151H145V150H143V146H138V149H139V147H141V152H142V154H143V156L145 157V159L146 158H148V159H146V161H145V159H144V157H142L143 158V160H142V158H141V160H139V161H141L142 163L144 162V163H146V164H142L141 162H140V164H137L139 161H138V158H140L141 156L140 155H142V154H139V156L140 157H138L137 159H132V155L133 154H131L130 155V157H131V159L133 160L132 161V165H134V169L133 168H131V166H129L130 164H131V162H130V164L128 163L129 161H124L123 162V160H125L123 157L124 156H122L121 157V155H123L122 153L121 154H119V157H121V160H120V158L118 157V159H117V156H115V154H112V153H107V155L108 156H111L110 154H112V156H111V159L109 160L108 158H107V160H106V162L108 163L107 165H108V167L110 166V168H111V174H110V172H109V170H107V166H106V171H108L107 173V176H106V173H104L103 174V185H104V183L106 184V186H107V184L109 185V187L107 186H104L103 188H101V190H100V195H101V197H100V195H99V197L98 196H96V197H98L97 199L98 200H96L95 199V201L92 199V196L94 195V192L92 193L93 195H91L90 193V190L92 191H94V185H91V184H95V178L93 177V176H88L89 174H88V171H90V170H87V168H88V166L86 167H81V166H83V165H85L84 163H81V164H83V165H78L80 162H77V160L78 159H76L75 161H74V163L75 162H77V166H79V168H84V169H86L85 171L84 170H79L78 169V167H76V172H74V174L73 175H75V173L77 174V172H78V174H80L81 172H83V173H81L80 174V176H77V178L78 177H82V178H79L80 180L81 179H83L84 180V184L82 185V184H80L81 182H80V180H79V183H78V180L76 179V177L74 176V178L73 177H70V178H68V179H70V182L68 181V179L65 177L64 178V174L63 173H60L59 171H61L60 169H61V167H59L58 168V166H57V164H61L62 163V159H64L65 158V155H63V154H65L63 151L64 150H60L61 151V153H63L62 155H58V154H55L56 156H57V158L59 157V158H62L60 161H58V159L56 158V156L54 157V159L56 160V162H59V163H57V164H55L56 162H54V164L56 165V167L58 168V170H56V171H58V173H56V171H55V166L53 167V168H51V170L53 169V171H54V173L56 174H51L53 171H51L50 170V167L52 166V165H54V164H52V161H51V159H53V157L50 155V149H51V142H52V140L53 139H55V137H53V135L54 136H57L58 137V139H61L62 137V135H63V137H64V134L65 133H67L68 134V132H70V133H72V134H69L73 139H74V136L75 137H77L76 139H79L80 138V136H82V134H83V136L85 137V135H84V133H82L81 131H79L80 129L78 128V126H80V123H81V120L79 121V118H80V116H76V115H78L76 112H74V111H72L73 109H72V107H71V102L69 103V101H70V99H69V95H72V90H73V84H72V79H71V74H69L68 72H66L67 70L65 69L64 70V72L63 73H65V75L68 77H66L65 76V78H67V79H64V82H63V85L61 86V90L59 89V95H57V96H54V95H56V94H58V92L57 93H55L52 97H50V94L48 93L47 94V96H46V94L45 93H47V91L43 94L41 91H40V89L37 87V85H33L32 83H31V85H33L34 86V88H32V90H31V87H30V91L31 92H29L28 94V96H26L24 99H18L17 101L16 100H8V99H6V101H5V99H4V101H0V131L2 132V130L1 129H3V128H6V129H3V130H6L7 131V133H8V135L10 136V138L12 139V136H13V139H12V141H14V143H15V145H17L16 143H18V141H20V142H22V140H24L25 138V132H26V130L27 129H25V128H27V124L30 122L29 121V119L27 120V117L26 116H28L27 114L25 115L24 114V111H26V110H33L34 112H35V119H36V117L39 119V122L40 121H42L43 122V125L44 126H41L42 124V122H38L39 123V125L43 128V129H41V127L40 128H37L36 130H38V129H41V131L40 132H38L37 131V133L36 134H34L35 135V137H33V138H35V142H32L33 144H31V142L29 143V145L27 146L28 147V150H27V148H26V150H25V154L23 153V152H20L19 151V149H18V152L16 151L17 150V147H14V144L12 145L11 143L10 144H8V143H6V144H8V146L7 145H3L0 149H1V151H2V155H0L1 157H0V159L2 160H0L1 162H3L4 163V165H3V163H1L0 162V165L1 166H3V167H1L0 166V169L2 170L3 169V173L1 172L0 173V264H43L45 261L44 260H46V261H49V262H46V263H50V264H57V262H59L58 264H62V261L59 259V258H61L62 256H65L64 258H61L62 260H65V262H64V264H69L70 262H69V259H71L70 261L71 262H73V264H79V262L80 261H82V264H83V262L85 263V264H130L131 263V261H132V259H133V261H135L136 259H138L139 261H140V263L141 264H159V263H162L161 261H160V259H157L156 258V256L154 255V256H152L154 253H152V252H149L150 254H152L151 256L150 255H148L149 253H148V250H150L151 251V242H154L156 239H157V236H159V234L158 233H160V236H162L161 235V232L160 231H158L159 229L158 228H161L162 229V227H164V226H159V221L161 222L163 219V217H164V219H166V220H163L164 221V223H165V221H167V226H165L164 228H165V230H164V228H163V232H162V234L165 232V234L167 235V239H170L171 237H172V239H170L171 241H174V239H175V242H178L177 243V245H179V247H180V249H185V247H187V244L188 245H192V246H188L185 250L187 251V255H188V257H190V259L191 260H193L194 262H196V260H197V263H207V261H208V263L207 264H264V258L263 257H261V255L260 254H262V255H264L263 253H260L259 251H257L255 248H254V246L250 243V242H247L244 238H243V236H242V233H240L239 232V234H237V233H235L236 234V236L233 234V233H231V236H232V238L230 237V233H227L224 229V226H223V228L224 229H222V228H217V231H216V229H214V228H206V231H205V228L204 229H201V227L203 228V225H204V227L206 226L205 224H204V222L202 221L203 220V215L202 216H200V212H197L198 210L196 209V207H194L193 205L191 206V205H189V203H185L184 201V199H183V195L179 192L180 190H179V188H178V186H177V184L175 183V181L173 180L174 178H173V175H172V173H170L171 171L169 170V164H170V162H171V164H173V166L174 167H176L177 169H182V170H184V171H186L190 176H195V177H200V178H204L205 180H207V181H210L211 183H213V184H216V185H221V186H228V185H230L231 186V184H230V182L232 183V188H235L236 187V189H235V191H237V187H239V188H241L239 191H242L243 193H250V194H260V195H262L263 197H264V178L263 177H259L258 176V174H257V171L252 167V168H250V169H248V171H250L251 169V171H250V174H249V172L247 173L246 171H247V166H244V165H242V164H240V168H238L237 166H233V164H231V166H230V164H226L224 161V164L223 163H221V162H219V161H216L215 163L214 162H208V161H206L205 159H202V158H200V157H198V156H196L195 154H193V153H190V152H186V151H184L182 148H180V147H178L177 145H175L174 143H173V136L171 135V132H170V130H171V128H172V126H173V123H174V120H175V118H174V114H173V102H172V99H171V91H170V88H169V86L167 85V87H164L165 85L163 84L164 82H163V78H164V81H165V77H166V75L167 74H165V73H168V71H170V67H169V65L171 66L172 64V67H174L175 66V62H177L181 57H180V55H181V53L179 52L180 50H177V49H179L178 48V46L177 45H175V43L173 44L172 42H171V40H172V37H173V35L171 34V33H173L174 34V32L172 31V30H174L175 31V28H173L172 30H171V26H175L174 25V19H176V18H174V16L175 17H179L180 16V18H182L181 16H184L185 17V13L186 14H188V15H186V16H188V17H185V19H184V17L181 19L182 21V23L184 24V23H186L185 22V20L186 21H189L188 23L189 24H191V25H193L194 23H195V25H193L192 27H194V26H196L197 27V25H198V17H197V15H198V13L197 12H195L197 9H193V11H192V8L190 7V9L188 8V6L187 5H184V4H186L185 2ZM202 1V0H201ZM204 1V0H203ZM211 1V2H210ZM215 1H216V3H215ZM215 1H213V0H209V2L208 1H206L205 0V3L203 2V5H200L201 6V8H203L205 5L204 4H206V3H215L217 6H221V2H220V0H215ZM219 1V2H218ZM196 2V3H195ZM25 3V5H23ZM89 3H91V4H89ZM38 4V3H37ZM196 4H197V6H196ZM91 5V6H90ZM89 6V8L87 9V7ZM97 6V5H96ZM203 6V7H202ZM94 7V6H93ZM26 8V9H25ZM77 8V7H76ZM110 8H111V10H110ZM110 8H108L110 11H111V13L109 12V10L107 11V7L105 8L106 9V12L105 13H103V11H104V8H101V10L103 9V11H99V10H97V12H102L103 14H106L105 16H103V14L102 15H100L99 16V14H98V16L99 17H97V18H101V20H105V19H107V17L106 16H108V14L110 13V16H112V14L113 13H116V12H114V10L112 9L113 8V6L112 7H110ZM120 8V7H119ZM119 8H117V10H120ZM187 9V10H185V9ZM201 8H199V11L201 10ZM80 10V11H79ZM91 10H93L92 8H91ZM112 10H113V12H112ZM115 10H116V7H115ZM185 10V11H184ZM190 10V11H189ZM124 10H122V12H123ZM126 11L128 12L129 11V13H126ZM126 11H124L125 12V16H127L126 18H125V16L123 15V19L121 20V21H123V20H125V19H127V18H130L131 17V15L129 16V14H131V11L130 10H126ZM198 11V12H199ZM251 10H248V12H247V17L248 16H250V14H252V11L250 12ZM107 12H109V13H107ZM123 12V13H124ZM192 12L194 13V14H192ZM70 13V12H69ZM87 13V12H86ZM118 13V12H117ZM178 14V16H176L175 14ZM255 12H253V14H254ZM68 14V13H67ZM85 14V13H84ZM94 14V13H93ZM97 13L95 12V14L94 15H96ZM213 15H211L212 16V18L213 17H215V18H218L219 17V13L217 14V13H215L214 14V12L212 13ZM252 14V15H253ZM66 15V14H65ZM65 15H64V17H65ZM69 15V14H68ZM79 15V16H78ZM93 15V17L94 18H96L95 16ZM115 15V14H114ZM117 15H119V13L117 14ZM109 16V17H110ZM120 19L122 18L121 16V12H120ZM211 16H209L208 17V19H210L211 18ZM40 17V18H39ZM68 17V18H67ZM105 17V18H104ZM108 17V18H109ZM39 18V19H38ZM93 18V19H94ZM96 18V19H97ZM103 18V19H102ZM174 18V19H173ZM189 20H188V19ZM173 19V20H172ZM219 19V18H218ZM218 19H216V21L218 22V23H222V22H219V20ZM98 20V19H97ZM100 20V19H99ZM100 20V21H101ZM103 20V21H104ZM210 20H213V21H215V19H210ZM95 22H99V21H96V20H94ZM158 21H159V23H158ZM79 22V20L78 21H76V23H78ZM173 22V23H172ZM232 22V21H231ZM96 23V24H97ZM102 23V22H101ZM193 23V24H192ZM217 23V24H218ZM235 24V21H233L232 22V24ZM95 24V25H96ZM187 24V23H186ZM197 24V25H196ZM101 24L99 23V25L98 26H100ZM152 25V28H155L154 26ZM188 25V24H187ZM228 25H231V23L229 22L228 23ZM98 26H97V28H95L96 29V31H97V29H98ZM158 26H156V27H158ZM93 27H96V26H94L93 25ZM92 27V28H93ZM255 27V26H254ZM71 28H72V30H71ZM95 29H91L92 30V32H93V30L95 31ZM158 29V28H157ZM250 29V26L248 27H245L244 29H243V32H244V30H245V32H248V30ZM0 30V31H1ZM71 30V31H70ZM155 31L154 32H156L155 33V35H156V37L158 36L157 35V32H160L159 31V29L156 31V28L154 29ZM70 31V32H69ZM172 31V32H171ZM69 32V33H68ZM171 32V33H170ZM244 32V33H245ZM19 33V34H18ZM91 33V32H90ZM205 33V32H204ZM22 34V35H23ZM28 34V35H27ZM55 34V35H54ZM169 34L172 36L171 37V40H170V38H169ZM207 34V35H206ZM10 35V34H9ZM16 35V36H17ZM124 35H126V34H124ZM205 35H206V37H208L209 36V33H205ZM11 36V35H10ZM15 36V37H16ZM28 36V37H29ZM121 36V35H120ZM119 36V38L121 39V40H119L118 38V40L119 41H122L123 42V39H124V37L123 38H121ZM159 36H158V38H159ZM47 37H45V38H47ZM53 37V38H52ZM65 37V38H66ZM126 37V36H125ZM156 37H155V39H156ZM187 38H188V40L191 42V43H193L194 45H195V47L197 48V50H198V52L202 55V56H204V57H206V58H209V59H211V60H213L214 62H221V63H225V64H227L228 66H231V67H234V68H236L237 70H238V72L241 74V75H243V76H245V75H250V76H252L254 79H256V81L257 82H259V83H262L263 81H264V66H256L255 67V65L254 66H247V63L245 62V59H243V57L244 56H242V55H240L241 56V58H239L238 56H236V55H233V54H231V53H228V52H226V53H224V52H221L220 50H219V48H217V47H215V48H213V47H210V48H208V47H206L204 44H203V42L201 41V40H199L198 38H197V36H196V34H195V32H188V35H187ZM160 38H159V40H161ZM45 40H48V39H45ZM48 40V41H49ZM125 40V39H124ZM127 40V39H126ZM170 40V41H169ZM47 41V42H48ZM63 41V42H62ZM117 41V40H116ZM119 41H117L118 43H119ZM151 41V40H150ZM150 41H148L149 43H150ZM156 41V40H155ZM154 40H152L151 42L153 43V42H155ZM173 41V40H172ZM122 42H121V44H122ZM114 43H116V42H114ZM124 43V42H123ZM117 44V43H116ZM113 45H115V44H113ZM164 45V46H163ZM150 46H152V44L150 45ZM167 46V47H166ZM235 46V45H234ZM110 49L111 48H113V46H110L109 47ZM236 48H237V50L239 49H241L240 47L238 48V47H235L234 48V50L235 51H237L236 50ZM109 49V50H110ZM145 49H148V50H150V51H146ZM234 50H231L232 51V53H234L235 51ZM111 51V50H110ZM132 51V52H131ZM180 53H178V52ZM131 52V53H130ZM136 53V54H135ZM237 53V52H236ZM140 54V55H139ZM141 54H142V56H141ZM150 54H152V53H150ZM235 54V53H234ZM139 55V56H138ZM120 56H117V57H120ZM123 56H121V57H123ZM127 57H128V59H127ZM114 59H112L113 61H114ZM119 59L121 60V62H119ZM131 59V60H130ZM151 60L150 62L152 63H150L148 60ZM128 62L129 64H131V65H133V66H135L133 63H135L136 64V66L135 67H137V66H140V65H142L143 67H141L140 66V68L138 67L137 69H138V71L140 72V74H138L139 72L138 71H136V69H134V70H132V68H133V66L131 67V65H129L128 63H126V62ZM146 62H147V64L150 66H148V65H146ZM139 63H140V65H139ZM160 63H162V64H160ZM117 64V65H118ZM128 64V65H127ZM138 64V65H137ZM118 65V66H119ZM120 66H119V68H120ZM149 67V68H148ZM62 68V69H61ZM143 68V69H142ZM146 68L148 69V71L146 70ZM167 68V69H166ZM127 69H129V71H130V69H131V71H130V73H129V71L127 70ZM44 70V71H43ZM141 70H146V71H144V73L141 75ZM40 71H35V72H33L34 74L33 75H37L36 77L34 76V77H31L32 78V81L31 82H33V81H37V84H38V80L37 79H39L40 77H39V75H40ZM118 71V70H117ZM121 71H123L124 73H122V74H124L123 76L124 77H122L121 75L122 74H120L121 73ZM133 71V72H132ZM151 73H153V74H150L151 76H152V78H153V76L155 77V79L156 80H159L158 82H161L162 83V88L161 87H159V88H161V90L159 89L158 91L156 90V89H158L157 87L160 85V84H158L157 82V84H158V86H157V84H154V83H152V80H150V79H152L151 78V76H149V73L150 72ZM38 74H37V73ZM135 72H138V73H135ZM149 72V73H148ZM131 73H135V74H138V75H141V77L139 76H137V75H131ZM159 73V74H158ZM164 73V74H163ZM120 74V75H119ZM17 75V74H16ZM15 75V77H17ZM118 75L119 76H121V78H124L123 80L121 79V81H120V77H118ZM165 75V77H163ZM126 76H127V78H126ZM134 76V77H133ZM143 76L145 77H147L148 78V80L150 81V83H149V81L148 80H146V79H144L143 78ZM156 76H157V78H156ZM14 77V78H15ZM38 77V78H37ZM135 78L134 80H135V84H133L134 83V81L131 83L130 81V78L131 79H133V78ZM145 77V78H146ZM163 77V78H162ZM34 78V79H33ZM128 78H129V83H128ZM141 78V80L143 79L144 80V83H145V81H148V83L150 84V85H152L153 86V88H151L150 86L147 88V85H148V83H147V85L145 84H143V83H141V82H143V80L141 81V82H139V79ZM162 78V79H161ZM67 80V81H66ZM156 80H153V82L154 81H156ZM161 80V81H160ZM139 83H138V82ZM70 82V83H69ZM33 83H35V82H33ZM152 83V84H151ZM36 84V83H35ZM129 84V86L128 87H126L127 85ZM133 84V85H132ZM138 84H140V85H138ZM144 86V88L142 87V85ZM262 84H264V82L262 83ZM131 85H132V87H131ZM138 87H137V86ZM32 86V87H33ZM116 86V85H115ZM127 88V89H129L128 90V92H127V89H126V91L124 92V89H125V87ZM135 86V87H134ZM146 86V87H145ZM123 89H122V88ZM134 87V89L137 87V88H142V90H140V89H136V91L134 92V90L132 89ZM154 87H155V89H154ZM37 88H38V90H37ZM131 88V89H130ZM147 88V89H146ZM165 88V89H164ZM166 88H167V90H166ZM121 91H123V93L122 92H120V90ZM143 89H146V92L143 90ZM149 89V90H148ZM150 89H151V92L153 91V89L154 90H156L155 91V93H157V97H155L156 96V94L153 92V93H151V94H148L147 95V92L148 93H150L149 91H150ZM163 89V90H162ZM117 90H119L118 92H117ZM148 90V91H147ZM164 90H165V92H164ZM61 91V92H60ZM130 91V92H131ZM159 91H161V92H159ZM167 91V92H166ZM115 92V93H114ZM117 92V93H116ZM144 92H145V94H144ZM161 93V95L159 94V93ZM169 92V94H167ZM62 93V94H61ZM124 93L127 95V96H125L124 95ZM132 93V94H133ZM116 94V95H115ZM155 94V96H153V95ZM159 94V95H158ZM261 94V93H260ZM120 95H121V97H122V95H123V101H121V103H120V101L119 100H121V97H120ZM151 95H152V97H151ZM258 95V94H257ZM255 96V98H259L260 99V97H262L263 95H264V93H263V95L262 96H260V95H258V96ZM116 96V97H115ZM145 96V97H146ZM71 97V96H70ZM144 97V98H145ZM146 99V98H145ZM156 99V100H155ZM0 100H1V98H0ZM166 100V101H165ZM155 101V102H154ZM158 101H159V98H158ZM19 103V105L20 106H18V105H16V104H18ZM68 104H69V106H70V109H69V107H68ZM120 104V105H119ZM123 104V105H122ZM125 104H127L126 106H125ZM129 104V105H128ZM140 104V103H139ZM160 106H162V107H160ZM119 105V106H118ZM149 107V110H152L153 108H154V106H155V110L158 108V107H160L161 109V111H159V110H157V111H159L158 113H159V115L157 116V115H155L154 114V112L155 113H157V111H151L152 113H153V116L155 117L154 119H157L156 121L155 120H153V116L151 117L150 115V117L152 118H150L151 119V121L149 120V121H147V124H146V118H145V116H146V114H148L147 112V110H146V108H147V106ZM15 106H18V108H20L21 107V109L23 108V112H22V110H21V114H20V118L18 119V120H14L13 118H11L12 117V112H14L16 109H18L17 107L15 108ZM128 106V107H127ZM168 106V107H167ZM32 107V108H31ZM35 108V110H34V108ZM150 107H152V108H150ZM29 108V109H28ZM117 108H118V110H117ZM134 108V107H133ZM164 108V109H163ZM15 109V110H14ZM115 109V108H114ZM132 109V108H131ZM136 109V108H135ZM169 109H171L172 110V112H171V114H172V116L170 117V115H168L169 114ZM13 110V111H12ZM19 111H20V109H18ZM71 110V111H70ZM154 110V109H153ZM168 110V111H167ZM12 111V112H11ZM127 111H128V116H127ZM141 111V114L139 113ZM26 112H28V111H26ZM72 112V113H71ZM74 112V113H73ZM139 114H138V113ZM168 112V113H167ZM146 113V114H145ZM150 113V112H149ZM151 113V114H152ZM79 117V118H77V121L78 122H80L79 124H77L78 122L76 121V117ZM118 115H117V117H119ZM148 116V115H147ZM146 116V117H147ZM158 118H157V117ZM128 117V118H127ZM131 117V116H130ZM117 119V121H116V119ZM35 119H33V120H35ZM38 119H36L37 121H38ZM81 119V118H80ZM125 119H127V120H125ZM130 119V118H129ZM138 119V120H137ZM144 119V120H143ZM149 119V117H147V120ZM119 120V121H118ZM173 120V121H172ZM29 121V122H28ZM75 121L77 122L76 124H75ZM110 121V120H109ZM115 121H116V123H115ZM138 121H140V123L138 122ZM144 121V123H142ZM154 121V122H153ZM28 122V123H27ZM117 122H118V127H117ZM148 122H150V123H148ZM27 123V124H26ZM171 123V124H170ZM78 125L77 127L75 126V125ZM115 125V126H112V125ZM124 124V125H123ZM133 124V125H134ZM139 124V125H138ZM143 124V125H142ZM146 124V125H145ZM152 124V127L150 126ZM170 124V125H169ZM122 125H123V127H122ZM145 125V126H144ZM149 125V126H148ZM147 126V127H146ZM171 126V127H170ZM140 127V128H139ZM148 127H150V129L148 130ZM77 128H78V130H77ZM96 128H98V129H96ZM101 128V129H100ZM147 128V129H146ZM96 129V130H95ZM142 129V130H141ZM139 130V131H138ZM77 131H79V132H77ZM141 131H144V133H142ZM145 131H147V133L145 132ZM148 131H149V133H148ZM36 132V131H35ZM34 132V133H35ZM83 132H85V131H83ZM151 132V133H150ZM56 133H58L57 135H55ZM60 133V134H59ZM80 133H82L81 135H80ZM12 136H11V135ZM138 134V135H137ZM146 134H147V136L149 137V139H148V137L146 136ZM149 134H151L150 136H149ZM59 135H60V137H59ZM66 135V134H65ZM79 135V136H78ZM116 135L117 136H119V139L117 138L116 139ZM132 135V136H131ZM135 135V136H134ZM82 136V137H83ZM259 136V135H258ZM256 137V139L255 140H257V141H254V145L253 146H255L256 145V147H255V149L257 148V146L258 145H260V146H258V151L259 150H263V147H264V135H262V134H260V136H261V138H262V140H261V138H260V136L259 137ZM53 137V138H52ZM79 137V138H78ZM83 137V140H86V137L84 138ZM88 137V138H89ZM138 137V139H136L135 140V138H137ZM140 137V138H139ZM24 138V139H23ZM52 138V139H51ZM96 138V139H95ZM105 138H107V136L105 137ZM112 138H114V139H112ZM143 138V139H142ZM57 139V138H56ZM72 139V140H73ZM76 139H74V140H76ZM80 139H82V138H80ZM93 139H95L93 142L91 141V140H93ZM110 139H112L113 141H111ZM125 139H124V141H123V143H125ZM260 139V140H259ZM109 140V141H108ZM116 140H118V142L116 141ZM135 142H134V141ZM146 141V142H143V141ZM15 141H17V142H15ZM33 141V140H32ZM76 141H78V142H80L79 140H76ZM87 141V140H86ZM114 141H116V143H114ZM261 141V142H260ZM74 142V144L75 145H77V142H75V141H72V143ZM88 142V141H87ZM140 142V143H139ZM256 142H259V143H256ZM71 143V144H72ZM89 142L87 143V145H89L90 144ZM103 143V144H104ZM109 143V144H110ZM134 143V144H133ZM142 143H144V144H142ZM261 143V144H260ZM96 144V145H97ZM102 144V145H103ZM121 144H122V146H121ZM131 146H130V145ZM258 144V145H257ZM92 145V144H91ZM95 145V146H96ZM97 145V146H98ZM11 146H13L14 147V149H13V147H11ZM73 146L74 145H72V147L71 148H73ZM93 146V145H92ZM95 146H93V149L95 148ZM96 146V147H97ZM98 146V147H99ZM135 146H136V148H135ZM155 146H156V148H155ZM222 145H218L217 146V148H219L220 149V147H221ZM75 147V146H74ZM89 147V148H88ZM101 147V146H100ZM259 147H260V149H259ZM87 148L89 149L88 150V154L86 153V152H84V154L81 156V158L83 157V159L84 160H81V162L82 161H86V162H93L94 163V161H93V158L94 159H96V157H97V155L95 156L94 155V152H96L97 151V153H98V150H99V148H97L98 150H96V148L94 149V151H93V155H92V147L89 145V146H87ZM86 148V149H87ZM114 148H113V150H114ZM131 148V149H130ZM155 148V150H157V151H155V154H153V152H152V150ZM158 148V149H157ZM161 148V149H160ZM3 149V150H2ZM119 149V151H117ZM127 149H129L128 151H126ZM136 149V150H135ZM121 150H123V151H121ZM167 150V151H166ZM3 151H4V157H6V155H7V158L8 159H5L4 157V160L2 159V156H3ZM28 151V153H26ZM60 151H58V153L60 152ZM87 151V150H86ZM90 151V152H89ZM152 152V153H151ZM156 152H157V155H156ZM161 152V153H160ZM18 153H19V155H18ZM20 153H21V155H20ZM22 153H23V155H22ZM150 153L154 156V157H156L157 156V158H158V160L155 158V162L156 163H158L157 165H159V166H161V164L163 165V166H161V168H162V171H161V169H160V167L158 166V168L160 169H157V170H155L154 169V167H153V169L157 172V175L156 174H154V170H152L151 172H150V169H152V167H150V169H149V171L147 170V168L149 167V164L151 163L150 161V163H148V160L151 158L150 156ZM160 153V154H159ZM1 154V153H0ZM26 154H27V157H26ZM117 154V155H118ZM128 154V155H127ZM148 156H147V155ZM162 154V158L161 159H159ZM50 155V156H49ZM107 155H105V158L107 157ZM126 155H127V157H126ZM158 155H159V157H158ZM166 155V156H165ZM20 156V157H19ZM47 156H49V157H47ZM91 156V157H90ZM152 156V157H153ZM17 157H19V160H18V158ZM49 158V159H47V158ZM52 157V158H51ZM130 157L128 158L129 160H130ZM150 157V158H149ZM45 158L48 160V162L49 161H51V162H49L50 164L48 165L47 164V160L44 162V165H43V160H45ZM51 158V159H50ZM80 158V157H79ZM110 158V157H109ZM169 158V159H168ZM21 159V160H20ZM26 159V160H25ZM28 159V160H27ZM53 159V160H54ZM92 159V160H91ZM114 159L116 160L115 162H116V164H118L117 162H119V164H120V166H121V164L123 163H125L123 166H126L127 167V165L129 166V167H123V171L124 172H126L125 174L123 173V171H121L120 169L122 168V166L120 167V166H117L116 164H115V162H114ZM127 159V160H128ZM152 159V158H151ZM6 160V161H5ZM8 160V161H7ZM89 160H91V161H89ZM112 160V161H111ZM118 160V161H117ZM161 160H162V162H161ZM20 161V162H19ZM79 161V160H78ZM96 161V160H95ZM131 161V160H130ZM9 162H10V164H9ZM61 162V163H60ZM153 163L152 164H155L156 165V163L154 162V160L152 161ZM167 162V163H166ZM12 163V164H11ZM96 163V162H95ZM128 163V164H127ZM8 164H9V166H8ZM45 164H47V165H45ZM52 164V165H51ZM76 164V163H75ZM87 165H90L91 163H86ZM113 164H115V166H117V167H114V165ZM118 164V165H119ZM148 164V165H147ZM151 164V166H153ZM164 164H166V165H164ZM221 164V165H220ZM51 165V166H50ZM94 165H96V164H93V166ZM111 165H113V167L111 166ZM136 165V166H135ZM142 165V166H141ZM145 165V166H144ZM154 165V166H155ZM156 165V166H157ZM227 165H229V166H226ZM235 165V164H234ZM237 165V164H236ZM8 166V170L6 169V167ZM11 166V167H10ZM46 166H48L47 167V171H46V169H44V168H46ZM50 166V167H49ZM61 166V165H60ZM76 166V165H75ZM164 166H165V168H167V169H165L164 168ZM239 166V165H238ZM245 167V169H243L244 167ZM89 167H91V166H89ZM118 167H120V168H118ZM137 167H142L143 169H141L140 168V170H141V172L143 171V172H145V173H143L142 172V174L140 175L139 174V172H137V170L135 169V168H137ZM229 167H235L234 169H232V168H229ZM243 167V168H242ZM249 167V166H248ZM9 168H10V170H9ZM55 168V169H54ZM109 168V169H110ZM131 168V169H130ZM146 168V169H145ZM229 168V169H228ZM242 168V169H241ZM51 171V173H48V172H50L49 170ZM88 169H90V168H88ZM92 169H94L95 170V167H93V168H91V173L92 174H94V176H95V173H93L94 171L92 170ZM119 169V170H118ZM125 169H127V170H125ZM145 169V170H144ZM163 169H164V171H163ZM228 169V170H227ZM234 171V173H233V171ZM4 170H7V172L5 171L4 172ZM131 170V171H130ZM133 170V171H132ZM135 170V171H134ZM167 170V171H166ZM168 170H169V172H168ZM231 170V171H230ZM246 170V171H245ZM253 170H255V173H253L252 174V172H254ZM44 171V172H43ZM81 171V172H80ZM86 171H87V174H86ZM120 171H121V173H122V176H121V174H120ZM146 171L148 172V174H150V173H152L151 175L153 176V177H156V178H153L152 179V176H150V175H148L147 173H146ZM161 173H160V172ZM228 171H229V173H228ZM237 171V172H236ZM240 171V172H239ZM242 171V172H241ZM243 171H244V173L245 174H243ZM47 172V173H46ZM80 172V173H79ZM89 172V173H90ZM134 172H136V174H134ZM155 172V173H156ZM159 172V173H158ZM165 172H166V174H165ZM168 172V173H167ZM45 173V174H44ZM90 173V175H92ZM137 173L139 174V176H135V175H137ZM163 173V174H162ZM169 173H170V176H169ZM248 175H247V174ZM46 176V178H44L45 176ZM55 178V177H57V178H55V179H57V181L59 180L60 181V184H56V181H54L55 179H53V178H51L52 176ZM61 174H63V175H61ZM77 174V175H78ZM82 174H86L87 175V177L85 176V177H83V176H81ZM145 174V175H144ZM146 174H147V176H150V178L148 177V179H150V181L147 179V178H145V176H146ZM256 174V175H255ZM50 175V176H49ZM55 175V176H54ZM59 175V176H58ZM156 175V176H155ZM163 175H165V176H163ZM252 175V176H251ZM109 176H111L110 178H111V180H108L107 181V178H109ZM162 176H163V178H166L165 180L162 178ZM93 177V178H92ZM126 177H128L127 179L129 180H126ZM223 177V178H222ZM49 178L50 179H52L54 182H55V184L53 183V181L51 180V182H50V180H49ZM71 178H73L74 179V181L73 182H76V183H74L73 184V182L71 181V180H73V179H71ZM85 178L86 179H88V180H90V181H88V183L90 182V184L88 185H86V180H85ZM109 178V179H110ZM123 178V179H122ZM43 179H45V180H43ZM65 179V182L63 181ZM122 179V180H121ZM145 179H147V181H148V184L149 183H151L150 185H148L147 186V188H149V192L151 191V193H154V194H149V192L148 191H146L147 192V195L149 196H147L146 195V192H145V190L143 191V192H145V193H143V196H140V199H138L136 196L138 195L137 193H139V189H140V187L143 185V183H144V181H145ZM170 179V180H169ZM223 179H225V180H223ZM82 180V181H83ZM126 180V181H125ZM151 180H155V182H153V181H151ZM229 180V181H228ZM44 183H43V182ZM59 181L57 182V183H59ZM66 181L68 182V183H66ZM106 181V182H105ZM110 181V182H109ZM111 181H112V185H111ZM128 181V182H127ZM172 181H173V183H172ZM217 181V182H216ZM220 181L222 182V183H220ZM223 181H224V183H223ZM225 181H227V182H225ZM51 184H50V183ZM64 182V184L63 185H61V183H63ZM92 182V183H91ZM123 185L124 184V186L128 183V185H126V188L123 190L122 188L124 187V186H122L120 183ZM169 182V183H168ZM229 182V183H228ZM46 183V184H45ZM145 183H147V182H145ZM168 183V184H167ZM226 183H228V184H226ZM52 184H54V185H52ZM80 185V186H78V187H76L77 185ZM154 184V185H153ZM172 184V185H171ZM176 184V185H175ZM223 184V185H222ZM43 185H46L47 187H43ZM52 185V187L53 186H55V185H57V187H59L60 185V188L59 189H63V191L65 192V190H67L66 191V193H68V195L70 194L69 192V190H71V189H74L75 187L76 188H80L81 186H83V188H80V189H75L76 191L78 190V191H85V189H89V188H87V187H89L90 186V190H88V191H86V192H81V194L82 195H84L82 198V200H84L83 202H82V200H81V194L79 195L78 193H80V192H75V190H73L75 193H76V197L78 198L79 196V200H80V203L81 204H79V201H78V199L77 198H75V193H73V192H71V193H73V194H70L69 196H66V194L64 193V192H62V193H60V194H62L61 196H63L64 194V196L63 197H61V196H59V195H57V193H52V189H50L49 188V186H51ZM59 185V186H58ZM66 185V186H65ZM67 185H69V186H71V187H68ZM84 185L86 186L85 188H84ZM169 185V186H168ZM170 185H171V187H170ZM91 186H93V187H91ZM113 186V187H112ZM122 188H121V187ZM150 186H154V188L153 189H151L152 187H150ZM55 188V187H53V189H54V192H57V190H59L58 188ZM61 187H63V188H61ZM65 187H67V189H65ZM74 187V188H73ZM105 187H106V189H105ZM115 187H119V190H118V188H115ZM177 187V188H176ZM47 189L46 191H45V189ZM48 188H49V190H48ZM91 188H93V189H91ZM44 189V190H43ZM84 189V190H83ZM104 190V192H103V190ZM245 191H244V190ZM115 192H114V191ZM118 190V191H117ZM146 190H148V189H146ZM152 190H154V192H152ZM172 190H173V193H172ZM50 191V192H49ZM114 193H113V192ZM120 191H124V194L125 195H123L124 197L121 199V197H119V195L120 194H122V193H120ZM171 193H170V192ZM59 192V191H58ZM88 192V194H85V193H87ZM117 192H119L120 194L118 195L117 194ZM176 192H177V195H176ZM180 193V195H179V193ZM170 193V194H169ZM142 194V193H141ZM140 194V195H141ZM58 197H56V196ZM74 195V196H73ZM85 195H87V196H85ZM98 195V194H97ZM152 196V199H153V195L155 196V198L157 197L158 198V200H157V198H156V202H154L155 200H152L150 197ZM171 195V196H170ZM95 196V195H94ZM94 196H93V198H94ZM110 196H113L115 199H113V200H116L117 202H112V198H110ZM120 196H122V195H120ZM125 196H127L128 198H126ZM173 196V197H172ZM175 196L177 197V198H175ZM84 197H86L85 199H84ZM147 197H148V199H150V200H152L151 202H152V204H154V203H157V204H154V205H152L150 202H148L147 203V205L150 203L151 204V207L149 208V209H151V208H153L152 209V211H156V212H152V211H150V213H148V211H149V209H148V211H147V207L150 205H148V206H146V209H144L145 207L144 206H142L141 207V202L145 205L146 204V202L148 201V199H147ZM126 198V199H125ZM143 198H145V199H147V201H142L143 200ZM173 198V199H172ZM77 199V200H76ZM138 199V200H137ZM175 199V200H174ZM176 199H178L179 200V202H178V200L176 201ZM86 200H87V202H86ZM92 200H93V204H92ZM118 200H121L122 201V210H123V212L122 211H120L119 209H115V210H117V212L118 213H115L116 211L114 210L113 211V209L115 208V207H117V208H119V206L121 205V201H119L118 202ZM149 200V201H150ZM180 200H182V201H180ZM78 201V202H77ZM141 201V202H140ZM175 201L177 202V203H175ZM85 202V203H84ZM109 202H112V203H114L113 205L111 204L110 205V207L112 206V208L113 209H111L109 206H108V204H110ZM154 202V203H153ZM78 203V204H77ZM84 203V204H83ZM118 203V204H117ZM186 204V206H185V204ZM264 201H262V203H261V205L264 207ZM77 204V205H76ZM93 206H92V205ZM116 204L117 205H119V206H116ZM176 204H179L180 206H178V205H176ZM184 204V205H183ZM78 205H82V206H80L81 207V209L82 208H84V210L82 211L79 207H78ZM84 205H87V206H84ZM114 205H115V207H114ZM159 206V208L157 207V206ZM176 205V206H175ZM88 206H91L90 207V209L92 208V207H94L92 210H91V212L92 213H96V218H95V214H94V218L96 219L95 221L97 222L98 221V219H99V221H100V219H103L104 218V222H103V220L102 221H100V225L99 224H97V223H95V224H97V229H96V225H94L93 223H94V218H92V220L90 219V221H89V223L90 222H92L93 221V223H91V225H94L93 227H95L94 229L96 230V232H95V230L93 231L92 229H93V227H91V225L89 226L88 225V223H85L84 224V221H85V219H86V221L85 222H88L87 221V219H89L88 217L90 216V215H88V213L90 212V209L88 210V209H86V208H89ZM105 206H107V207H109V208H107V210L105 209V208H103V207H105ZM153 206H155V207H153ZM174 206L176 207V208H174ZM184 207V208H182V207ZM161 207L163 208V209H161ZM191 207H193V208H191ZM180 208H181V210H185V212L184 211H182V213H185L184 215H186L187 214V217H189L191 220H192V218H193V211L192 210H194V209H196L195 211L197 212H195L194 213V217L195 218H193V220H192V222H193V225H195L194 227L195 228H193V227H191L189 224H186L185 225V227H184V222H183V224H182V221H180V223H179V220H180V218L178 219V217H179V214H178V211L177 210H180ZM39 209H41V210H39ZM104 211H103V210ZM159 209L160 210H162L161 212H158L157 213V211H159ZM186 209H187V212H186ZM89 212H88V211ZM95 210V211H94ZM105 210H106V212H105ZM109 210H111V211H109ZM119 210V211H118ZM41 211V212H40ZM107 211H109L108 213H107ZM144 211H145V214L146 215H149V214H156V216H158L159 217V213H161V214H163L164 212L166 213V215H165V213L163 214V216L160 214V217L159 218H157L156 216H155V218H154V216H149V218L151 219V221H150V219L148 218V217H145L144 215ZM177 211V212H176ZM103 212H105V214L103 213ZM119 212H122V216H123V218L125 219L126 217V219L128 220V217L131 219V223L129 224L128 222H127V226H126V228H128L129 230H128V232L126 233V231H127V229L125 228V232L123 233V235H122V239L120 238V239H117V240H115L114 242H113V244H111V245H107V244H105L106 242L104 241V239L103 238H112V236H113V234L111 235V233H114V227H112V229H111V223L112 222H114L115 221V219L117 218V215L119 214ZM152 212V213H151ZM103 213V214H102ZM114 213V214H113ZM178 214V217L176 216V214ZM231 213V212H230ZM228 214L229 216L232 214ZM91 214V213H90ZM97 214H98V217H97ZM101 214H102V216H103V218H101L100 216H101ZM115 214H117V215H115ZM196 214H199V215H196ZM226 214V215H227ZM88 215V216H87ZM104 215H108L109 217H108V219H106L107 218V216H104ZM190 215H191V217H190ZM196 215V216H195ZM223 216V217H221V221H222V223H223V225H226L227 223L226 222H228V220H226L225 218H230L229 216ZM76 218H75V217ZM200 216V217H199ZM112 217V218H111ZM144 217V218H143ZM152 217V218H151ZM197 217V218H196ZM149 219V221L150 222H153L152 224H150V226L152 227V226H159V227H157V231H153L154 233H151L152 232V229H154L155 230V228H151V229H149V234H151L150 236L153 238V240H154V238H156L154 241H152V238H151V242L149 243L148 241H150V240H148V239H150L149 237L150 236H147V229L149 228V226H148V224L150 223L149 221H148V219ZM157 218V219H156ZM227 218V219H228ZM125 219V221H127ZM143 219V220H142ZM144 219H146L147 221H144ZM157 220L155 223H154V221L155 220ZM196 219V220H195ZM224 219V220H223ZM71 221H72V223H71ZM75 221H78V223H76ZM80 221V222H79ZM98 221V222H99ZM141 221H143V225L141 224L142 222ZM162 221V222H163ZM197 221V223L198 222H202L201 223V225H200V223H195ZM73 222H75L74 224L76 225L77 224V226L76 227H78L79 229H76V228H74V227H72V226H75V225H70V223L71 224H73ZM101 222H103L104 224H105V226L104 227H107V229L109 230H107L106 231V233H104V229L105 228H103V223H101ZM107 222H110V224L109 225H106L107 224ZM161 222V223H162ZM145 223H146V225H145ZM157 223V224H156ZM225 223V224H224ZM153 224H155V225H153ZM164 224V225H165ZM181 224V225H180ZM160 225H163V224H160ZM198 225H199V228H198ZM83 226V228L84 229H86V226H87V231H89L90 229V231L89 232H86V235L87 236H85V240L88 242H90V243H92V241H94V240H96V241H94L93 243H95L94 245H98L97 243V241H99V246L97 247H94V249H91V247H86V251L84 250V253H83V251H82V248H83V246H81V244L83 245V240H84V233H82L81 234V232H84L83 230V228L81 229L80 227H82ZM142 226H144L143 228H144V230L143 231H140V229H143V228H141ZM183 226V227H182ZM103 228V233H101L102 231V229L100 230V228ZM169 228L168 230L166 229V228ZM190 227V229H188ZM249 227H250V229L254 232V233H257L258 232V230H259V225H255V228H254V226L253 225H249ZM74 228V229H73ZM89 228V229H88ZM98 228H99V231H101L100 233H98ZM170 228H172V229H170ZM227 228V227H226ZM254 228V229H253ZM112 231H111V230ZM182 231H181V230ZM191 229H193L192 231H191ZM194 229L195 230H198V232H199V230L201 231V232H197L198 234H199V236H201L202 238H207V239H210V240H212V241H216V242H223V243H225L229 248H235V249H238L239 248V250H240V252L241 253H243V256L244 257H246V259L248 260V258H250L251 257V255H250V252L252 253V259H249L248 261L247 260H245L244 259V257L243 256H231V257H229V256H224V255H222V258L219 256H217V255H219V253L218 252H216V251H214V250H210V249H208V252L205 250L206 249V247H204L201 243H200V245L197 247V245H198V243H199V241L197 240L196 242H195V237L193 238L192 237V235H193V231H194ZM219 229V230H218ZM146 230V231H145ZM177 230V231H176ZM188 230L192 233V235H191V233L190 232H188ZM213 230V231H212ZM224 230V231H223ZM242 231H243V229H241ZM79 233H78V232ZM91 231H93V233L91 232ZM144 231H145V233H147L146 235H145V233H144ZM151 231V232H150ZM166 231H168V232H166ZM170 231V232H169ZM175 233H177V232H179V233H181V235H180V238H179V233H177V234H174L173 235V232ZM95 232V233H94ZM140 232V234L138 235V233ZM156 232H158V233H156ZM207 232V235L208 234H210V235H206L205 233ZM244 232H245V229H244ZM88 233V234H87ZM92 235H90V234ZM96 233H98V235L96 234ZM145 235L144 237H143V239L146 237L147 238V242L149 243V245L147 246V244H146V246H147V248H146V246H145V248H143L144 246L142 245H140V243H142L141 241H139V240H142V237L140 238V236L142 235ZM157 235H156V234ZM167 233H169V234H171V237H170V235H168ZM224 233H226L227 234V236H229L228 238H226L227 236H226V234H224ZM78 234V235H77ZM81 234V235H80ZM100 234V235H99ZM165 234L163 235V237L165 236ZM212 234V235H211ZM215 234V235H214ZM224 234V235H223ZM142 235V236H143ZM155 237H154V236ZM174 236V238H173V236ZM176 235H178V237L176 236ZM189 235H191V236H189ZM195 235V234H194ZM217 235V236H216ZM237 235H238V237H237ZM88 236H90V237H88ZM101 236V240H98V238L97 237H100ZM139 237V240L137 241V237ZM212 236V237H211ZM223 236V237H222ZM225 236V237H224ZM233 236H234V238L236 239H234L233 238ZM81 237H83L82 238V240H81ZM93 237H94V239H93ZM217 237V238H216ZM242 237V238H241ZM108 238V239H109ZM145 238V239H146ZM162 237H159V239H161ZM67 239V240H66ZM100 239V238H99ZM103 239V240H102ZM145 239L143 240L144 242L143 243H145ZM159 239H157V242L156 243H158V242H160L161 240L163 241V239H161L160 241H159ZM166 239V236H165V240H167ZM176 239H178V241L176 240ZM180 239V240H179ZM192 239V240H191ZM215 239H217V240H215ZM231 239V240H230ZM240 239V240H239ZM238 240V241H237ZM65 241V242H64ZM67 241H68V244H67ZM79 241V242H78ZM81 241H82V243H81ZM111 241V240H110ZM169 241V240H168ZM186 241V245L184 244V242ZM236 241V242H235ZM243 243L244 241H245V244L243 243V244H241V242ZM69 242L71 243L70 245V247H69ZM105 242V243H104ZM107 242H109V241H107ZM137 242V244H139V245H137V244H135ZM183 242V243H182ZM192 242H194V243H192ZM198 242V243H197ZM235 242V243H234ZM55 243L56 244H61L60 246L62 247V245L64 246V247H62V248H58V246L56 247L55 246ZM73 243V244H72ZM89 243V244H90ZM127 243H129V245L130 246H126L125 244H127ZM132 244V247H131V244ZM142 243V244H143ZM155 243V244H156ZM235 245H234V244ZM238 243V244H237ZM154 244V243H153ZM196 244V245H195ZM233 244V245H232ZM87 245H88V243H87ZM92 245V244H91ZM93 245V246H94ZM106 245H107V247H106ZM181 245V246H180ZM195 245V246H194ZM239 245H241V246H239ZM243 245H245L246 246V248L243 246ZM89 246V245H88ZM92 246V247H93ZM102 246V247H101ZM134 246V247H133ZM140 248H139V247ZM182 246H183V248H182ZM194 246V249L192 248ZM202 246V247H201ZM233 246H236V247H233ZM239 246V247H238ZM252 247V250L250 249V248H248V247ZM56 247V249H54ZM72 247V249L70 250L69 248H71ZM128 249H127V248ZM148 247H150L149 249H148ZM200 247V248H199ZM244 247V248H243ZM68 250H67V249ZM103 248V249H102ZM127 250H126V249ZM134 249V250H132V249ZM191 248V249H190ZM203 248V249H202ZM205 248V249H204ZM58 249V250H57ZM61 249L62 250H64L63 251V254H62V252H59V251H61ZM66 249V250H65ZM97 249H98V253H97ZM138 249H140V250H138ZM141 249H148V250H141ZM202 249V250H201ZM245 249V250H244ZM247 249V250H246ZM249 249L251 250V251H249ZM253 249H254V251H253ZM126 250V252L128 253V255H127V253H125L124 251ZM132 250V251H131ZM184 250V251H185ZM204 250V251H203ZM255 250L257 251V252H255ZM53 251H54V253H55V256H53ZM71 251V252H70ZM88 251V252H87ZM100 251V252H99ZM134 251V252H133ZM145 251V252H144ZM146 251H147V253H146ZM185 251V252H186ZM189 251H191V252H189ZM201 251H203V252H201ZM71 253V255H69L70 257H75V258H70L69 256H68V253ZM81 252H82V255H81ZM86 252L90 255V253L89 252H91V258H92V256L93 257H95V255L94 254H96L97 256L95 257V258H92V260H91V258L88 256V254L87 255H84V254H86ZM122 252H123V254L125 255V257L123 258V257H121V255L120 254H122ZM188 252H189V254H188ZM208 253V254H206V253ZM245 252H247V255L246 254H244ZM52 253V256H50V254ZM131 253H133V255L134 256H136V258L133 256V255H131ZM193 253H195V254H193ZM201 253H205V254H201ZM210 253V254H209ZM217 253V254H216ZM119 255V257L120 258H116V260L113 258V257H116L117 255ZM198 254H200V255H198ZM84 255V256H83ZM204 257H203V256ZM216 255V257H214V256ZM249 255V256H248ZM257 255V256H256ZM56 256H58V258H55ZM87 256L89 257L88 258V261H87ZM123 256V255H122ZM133 258H132V257ZM49 257V259L47 260L46 258H48ZM131 257V258H130ZM198 257V258H197ZM228 257V258H227ZM242 257H243V259H242ZM248 257V258H247ZM256 257V258H255ZM69 258V259H68ZM123 258V259H122ZM129 258H130V260H129ZM155 258V259H154ZM205 259V260H203V259ZM207 258H209V260L207 259ZM254 258V259H253ZM261 258V259H260ZM135 259V260H134ZM201 259V260H200ZM55 260H57V262H55ZM60 260V261H59ZM67 260V261H66ZM75 260V261H74ZM77 260V261H76ZM84 260V261H83ZM118 260V261H117ZM156 260H157V262H158V260L160 261V262H156ZM211 260V261H210ZM55 262V263H53V262ZM79 261V262H78ZM198 261H201V262H198ZM213 261H215L214 263H213ZM78 262V263H77ZM46 263H44V264H46ZM71 264V263H70ZM131 264H133V263H131ZM163 264V263H162Z\"/></svg>",
    "mask_w": 264,
    "mask_h": 264
}]
</instances>
